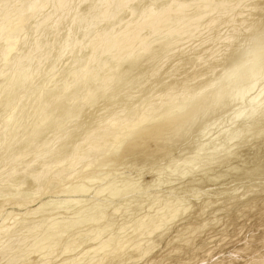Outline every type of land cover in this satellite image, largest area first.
Here are the masks:
<instances>
[{
  "label": "bare ground",
  "instance_id": "6f19581e",
  "mask_svg": "<svg viewBox=\"0 0 264 264\" xmlns=\"http://www.w3.org/2000/svg\"><path fill=\"white\" fill-rule=\"evenodd\" d=\"M3 1H6V0H3ZM13 1V0H12ZM17 1H19V0H17ZM45 1V0H44ZM55 1V0H54ZM58 1V0H57ZM67 1H70V0H67ZM80 1V0H79ZM145 1H147L146 2V4L148 3V1L149 0H91L90 2H85V5H84V9H85V11L83 12V13H81V15H77L78 17H76L75 19H74V23H75V25H76V27L78 26V27H84V29L86 30L83 34H82V43L81 44H83L84 45V42H90V40H91V38H93L92 40H97V39H100L99 37H101V36H99L98 38H95V35L96 36H98V34L100 33H102V32H100V31H102V30H105L106 32L108 31V29H107V27H106V29L105 28H103V29H101L102 28V23L104 22V24H105V26H106V23L108 22H105L107 19L109 20V27L111 28V26H113L112 24H111V18L112 17H114L113 15H115V17H114V20H113V22L115 21V20H117V24L116 25H118V22H120L119 24H122L121 26H120V28L118 27V28H116V30L117 29H120L119 31L117 30V31H115V33H113L110 37H109V39L108 38H106V39H108V40H106V43H105V46H107L106 48H107V53L102 57V59L101 60H99L98 61V63H95L94 65H96V64H99L100 65V68L101 69H99V66H98V69L101 71H103L101 74H100V72L97 70V73H96V70H95V74H94V71L92 70L93 68H91L93 65V63L91 64H89V65H92V66H88V67H86V68H83V69H79V71H76V72H74L73 74H72V77H71V75H70V79L69 80H66V81H64V82H62V88H63V90H61L60 88V91L58 92L57 91V89H56V93H54L53 94V96H52V98H51V94L49 95L48 93V96H50V98H51V101L52 102H50V103H47V101H46V103H47V105L46 106H44V107H46V111H45V114H46V112H49L50 111V104L52 105V103H54V102H56V103H59V102H63V104L64 103H66V101L68 102V106L70 105V108H68V106L66 107L67 108V110H66V108L65 107H61V108H63V111H65L66 110V117H67V115H70L69 113H71V118H74V117H72V115L73 116H80V114L82 113V112H84L85 113V111H84V108L86 107V106H91V105H87V102H88V100H86L87 98L88 99H95L96 100V98H98V99H101V100H106L107 99V97L108 96H110V93H111V95H112V91L115 89V88H117V87H121L122 86V84H123V86L121 87V89H122V91L120 90V88H117V89H119V91H117V89H115L117 92H120V93H124L123 94V96L125 95V96H127L129 93H127V91H128V89H130L131 91H130V93L132 92V91H134L135 89H137V87H140V89H137V90H135L136 91V93L137 92H141V88H143V87H141L142 85H145L146 83H148V85H147V87L148 86H150L151 85V83L150 82H155L156 81V83H161V85H163L166 89V91H164V89H163V91H161V92H163V93H159V92H156V93H159L158 95H157V99L153 96V95H150L149 97L150 98H152V99H154V101H153V103H154V105L157 107V105H159L158 103H160V102H162V100H164V102H163V104H165V108L168 106L167 104H168V102H169V104L171 103V107L170 106H168V107H170V109L169 108H167L166 110H168L169 109V111H167V112H165V113H163L162 111H161V113H162V116L159 118V116H158V114H155V115H152L150 112L152 111L153 112V114L155 113L154 112V110H156V109H154V110H152L151 109V111L149 110L150 109V103H149V106L145 103V101H144V103L147 105H145V104H143V102H141V105L140 104H138L139 106H142L143 107V105L145 106L144 108H147L148 107V110H149V113H146V112H144V113H140V109H138L139 110V112H138V110L137 111H135V109H136V107H138V106H136V105H134V104H137L140 100H141V98H145V97H141L140 98V100L138 99V102H136V103H134L133 102V104H130V105H134V107L133 106H128L127 104H128V102H132L131 100H133L134 101V97H135V92H134V95H131V97H130V94L127 96V97H125L124 98V100L123 101H121L122 103L123 102H125V104H126V107H129L130 109L133 107V110L135 111V112H137L138 113V115L135 117L134 115V117L132 118V115H131V112H133V111H131L130 109H129V111H130V113H127V112H129V111H127V112H125V113H127L125 116H128V114L129 115H131L130 117L132 118H129V120H126L127 118H125V116H123V117H121L120 119H122V121L120 120V119H111L110 117H109V119H111V120H109V121H106V122H104V119H106V114L107 113H109L111 110H112V113H114L116 110L118 111V109L121 111V110H123L122 108L120 109V108H116L115 106L117 105V103H116V105L115 106H113L115 103V101H117V100H113V99H111V102H112V100L114 101L113 103H111L110 102V104H111V106L109 107V109L108 108H106V107H104L103 106V109H101V110H99L98 111V109L96 110V109H94L95 111V114L97 113V118H96V120H94L95 118H94V112H93V114H92V112H90L89 113V117H90V114L91 115H93L90 119L91 120H88L87 122H89V123H86L87 125L89 124L90 125V123L91 122H93V120L95 121V122H97V119H99V115H103L104 116V119H103V123L101 124H99V125H97V123H95V122H93V124L95 125V126H93L92 125V127H90L89 126V128L88 127H85V125H84V123L82 124H79L78 126V128H80V125H83L82 127L83 128H85L86 129V132H85V130L83 131V132H85V134H83V136L81 137L82 139L81 140H79L78 142H76V143H74L75 144V146L74 147H76V149L77 150H79V152H78V155H83V157L85 156V155H87V156H89L88 158L90 159V158H93V157H95V159H90V160H88V158H86V159H84V160H86L87 162H85L84 164H82L81 165V163H83V162H81L83 159H81L82 157L81 156H75L76 157V160H75V163H76V161H79V160H81L80 162H78V164L80 163V171L78 172L77 170H76V172L74 173V175L75 174H77V175H75V176H71V181L72 182H74V184L76 183V182H78V184H79V181H81V180H84V182H86V181H88L89 183L91 182H93V181H95V180H98L99 179V181H100V179L102 178V177H105L108 173V169L107 170H105L104 171V169L105 168H107V167H105V166H107L108 165V162H109V160H107V159H105L104 157L107 155V154H109V152H107V154L106 155H102V156H104L103 158H102V156H101V154H103L102 152L103 151H105V149H106V147H108V145L110 146L111 145V143H112V146H113V143L115 144L114 146H115V149H113V150H115L114 152H116L119 148L121 149V147H123V154H122V157H121V159H123L124 158V156L125 155H128V154H135L136 153V151H143V152H145L146 150L148 151H151L152 153H148L147 152V159H146V162H149L150 163V161H151V163H152V161H158V160H160V158L161 159H165L168 155H170L169 153H171L170 151H169V149H168V147L169 146H167L168 145V143L169 142H171V140H173V138H174V136H176L177 134H179L180 132H186V131H188V130H192L193 131V129H194V125H193V121H194V116H195V114H194V111H196V110H199L200 108H210V106L213 104V103H215L216 101H213L212 102V99L211 98H209V99H204V97L205 96H203V98L201 97V92H200V94L201 95H199V96H197L196 94V91H198V89L194 92V90H195V88H197V87H193V85L195 86V85H199L200 83H199V81L201 80V78L203 79V77H204V75L205 74H207L206 73V71H205V74L203 75L202 73H201V71L200 72H198V75H197V73H194L196 70H194V72H193V74H188V73H190V69L192 68V66H190V65H192L193 63H194V61H196V60H194V59H196V58H194L193 59V57H195V55H196V52H197V50H199L200 48V44H201V46H202V48L201 49H208L207 50V54L209 53L208 51H211V53H209L208 54V57L214 52V56H216L217 55V52L220 50L221 51V53H223V52H225V54L228 52H234V51H229L230 50V48H233V47H235L234 49L236 50L234 53H232V54H236V55H232L231 56V54H230V56L232 57L231 59L229 58V54H226L227 56H228V59H230V61H232V62H230L229 60L226 62V61H222V63H220L221 65L223 64V62H225V64L227 65V63L228 62H230V64H228L229 66L231 65V63L234 65V66H238L239 67V65H240V62H242V60H243V62H245L244 60H245V58H246V54H248L247 53V51H248V49L246 50V46H248V47H250L251 48V46L249 45L250 43H248L247 44V41L246 42H244V40L245 39H248L249 41H251L252 43L251 44H253L252 46H253V51H256V50H264V48H259L260 47V43L261 42H264L263 40H264V37H260L259 38V36H256L257 34L255 33V35H254V33H250V32H252V28H250V24L252 23V21H253V19H255L257 16L259 17V15H257V14H259L260 12L262 13L263 12V10H264V0H231V2L230 1H228L227 2V0H212L211 2H210V0H152V5H150V7H146L145 8V6L144 5H146L145 3H144V7L141 5V4H143V2H145ZM224 1H226L227 3H224ZM233 1V2H232ZM7 3L8 2H10V1H6ZM16 2V1H15ZM23 2H25V3H27V2H29L28 4H27V6L25 7V9L24 10H19V8L18 9H14V11H12L11 9H9V10H11L12 11V13L14 12V15H16V17L15 18H17V20H18V23L16 22V21H14L15 23H17L16 24V26H14V24L13 23H8L7 25H2L1 27H2V29L0 30V53L2 52H4V53H9V52H11L12 51V46H13V44H14V42L18 39L19 40V38L21 37V35L20 34H22L23 33V30H24V26H26V24H27V21H29L30 19H32L33 17L32 16H34V14L35 13H39L41 10H42V5H41V0H28V1H26V0H22V3ZM3 3V2H2ZM7 3H5V5L7 6ZM17 3V2H16ZM21 3V2H20ZM58 3H59V1H58ZM70 3V2H69ZM76 3H78V2H76ZM84 3V2H83ZM87 3V4H86ZM149 3H150V1H149ZM230 3V4H229ZM60 4V3H59ZM64 4V3H63ZM65 4L67 5L68 3L67 2H65ZM127 4H129V5H131V7L129 6V9H131L133 12H134V18H136V20H133V17L130 19V20H126V18H127V16H125L124 14V17L122 16V15H120V14H118V13H115V12H119V9H120V7H124L125 5H127ZM151 4V3H150ZM190 4V6L189 7H187L186 8V6L187 5H189ZM66 5H63L64 7H65V9H68V7H69V4H68V6L66 7ZM73 5V3L70 5V8H71V6ZM81 5V4H80ZM149 5V4H148ZM171 6V7H177L176 9H171V10H167L166 8H167V6ZM186 5V6H185ZM195 5H199L200 7H201V9L204 11V13L206 14L207 13V20H206V18L204 19V18H201V22L200 21H197L198 20V16L197 15H194V16H188L189 15V11L191 10V8H193ZM1 6V5H0ZM11 6V5H10ZM17 6V5H16ZM21 6V5H20ZM181 6H185V7H181ZM4 7V6H3ZM22 7H24V6H22ZM53 7V6H52ZM56 7V6H55ZM59 7V6H58ZM57 7V8H58ZM61 7H62V5H61ZM64 7H62L63 9H64ZM6 8H8V6L6 7ZM61 8V9H62ZM79 8V7H78ZM126 8V7H125ZM23 9V8H22ZM64 9V10H65ZM71 9H73V8H71ZM76 9V8H75ZM121 9H123V8H121ZM0 10H2V7H1V9ZM40 10V11H39ZM54 10H55V8H54ZM58 10V9H57ZM60 10V9H59ZM207 10H209L208 12H207ZM5 11V10H4ZM11 11H10V13H11ZM39 11V12H38ZM63 11V10H62ZM65 11H67V10H65ZM64 11V12H65ZM69 11V10H68ZM124 11V10H123ZM131 11V12H132ZM3 12V11H2ZM6 12V11H5ZM70 12V11H69ZM122 11L120 10V12L119 13H121ZM154 12V13H153ZM160 14H159V13ZM211 12H214V13H216V17H214V14H212L213 15V17L211 16L210 18L211 19H209V17L208 16H210V14H211ZM4 13V12H3ZM8 13H9V11H8ZM8 13H6V14H4V15H6V17H7V14ZM52 13V12H51ZM115 13V14H114ZM122 13H124V12H122ZM126 13V12H125ZM156 13H158L159 15H154V14H156ZM202 13V12H201ZM264 13V12H263ZM262 13V14H263ZM64 14V13H63ZM68 14H70V13H68ZM67 15V14H66ZM117 15V16H116ZM130 15V14H129ZM257 15V16H256ZM261 15V14H260ZM1 16H2V14H1ZM8 16H9V14H8ZM255 16V17H254ZM11 17H13L12 15H11ZM41 17V16H40ZM59 17V16H58ZM126 17V18H125ZM262 15H261V21H263L262 20ZM1 18V17H0ZM128 18H129V16H128ZM40 19V18H39ZM45 19H46V17H45ZM71 19V18H70ZM104 19H106V20H104ZM189 19H193V20H195V21H193V22H190L189 21ZM209 19V20H208ZM257 19V18H256ZM255 19V20H256ZM264 19V18H263ZM60 20V19H59ZM58 20V21H59ZM254 20V21H255ZM259 20V19H258ZM258 20H256L257 22H258ZM1 21V20H0ZM5 21V20H4ZM43 21V20H42ZM131 21L133 22L132 24H131ZM253 21V24L251 25V27L253 26V25H255V23L256 22H254ZM261 21H259V24H261V25H259V26H262V22ZM31 22H32V20H31ZM62 23V22H61ZM60 24V23H59ZM110 24H111V26H110ZM207 25L210 29L209 30H211V28H212V31L210 32L208 29H206L205 28V26H204V30L205 31H207V32H203L202 33V30L203 29H199L200 27H202L203 28V26L202 25ZM36 25V24H35ZM116 25H114V26H116ZM264 25V24H263ZM31 26V25H30ZM104 26V25H103ZM108 26V25H107ZM240 26H241V30L243 29V31L242 32H239V31H241V30H239L240 29ZM75 27V26H74ZM108 27V28H109ZM161 27V30H159L161 33H160V35L161 34H163L162 35V37L160 36V38L158 37V35H157V33L159 32H155V30L157 29V28H160ZM253 27H255V26H253ZM29 28V27H28ZM57 28V27H56ZM113 28V27H112ZM219 28H224L225 30H228L229 29V33H230V30L232 31L233 29H234V31L235 30H237L233 35H227L226 36V32H224V34H225V36H224V34H222L224 37V41H223V38L221 39V41L220 42H216V41H218L220 38H221V36L219 37H217V38H219L218 40L217 39H215L214 38V36L216 35V32H219V31H221V30H224V29H219ZM227 28V29H226ZM249 28V29H248ZM262 28V27H261ZM44 29V28H43ZM45 29H46V27H45ZM76 29V28H75ZM153 29V30H152ZM217 29H218V31H217ZM254 29V28H253ZM263 29V28H262ZM39 30V29H38ZM69 30H70V28H69ZM78 30H79V28H78ZM158 30V29H157ZM156 30V31H157ZM172 30H174V31H176V36H177V38L176 39H170L169 37L167 38V37H165L166 36V34H167V32L169 33L168 34V36L169 35H171L172 33H171V31ZM239 30V31H238ZM249 31V33L247 32V31ZM260 30V29H259ZM35 31H37V29L35 30ZM71 31V30H70ZM164 31V32H163ZM216 31V32H215ZM262 31V30H261ZM264 31V30H263ZM27 32V31H26ZM43 32V31H42ZM80 32H82V31H80ZM104 32V31H103ZM106 32H104V33H106ZM163 32V33H162ZM214 32H215V35L213 36V34H214ZM246 32H247V34H246ZM255 32V31H254ZM256 32H258V28H257V30H256ZM25 33V32H24ZM186 33H187V35H189V36H187V38L190 40V42L188 43V39L186 38L185 39V41L183 40V35L185 34L186 35ZM189 33V34H188ZM222 33V32H221ZM228 33V32H227ZM81 34V33H80ZM159 34V33H158ZM218 34V33H217ZM231 34V33H230ZM174 35V36H175ZM219 35V34H218ZM261 35H264V34H261ZM23 36V35H22ZM44 36V35H43ZM50 36V35H49ZM217 36V35H216ZM215 36V37H216ZM248 36V38H246ZM26 37V36H25ZM102 37H104V36H102ZM158 37V38H157ZM164 37V38H163ZM186 37V36H185ZM251 37V39H249ZM258 37V38H257ZM39 38V37H38ZM163 38V39H162ZM175 38V37H174ZM102 39V38H101ZM159 39V40H158ZM214 39L216 40V41H214ZM263 39V40H262ZM27 40V39H26ZM77 40V39H76ZM105 40V39H104ZM172 40H174V41H172ZM259 40H262V41H259ZM28 41V40H27ZM187 42L188 44H190V45H188L187 43L186 44H184V42ZM223 41V42H222ZM248 41V42H249ZM33 42V41H32ZM39 42V41H38ZM44 42V41H43ZM197 42H200V44L198 45L199 47V49H197V48H193L194 50L195 49H197L196 50V52L191 48L190 49V46L192 45V43L194 44V43H196V44H198ZM37 43V42H36ZM154 43L155 44H157V45H160V47H158V49L160 48H164V49H168V50H166L165 52H170V49H171V51H172V57H177V60H175L177 63H174L175 61H174V59H172L171 58V56H170V54H169V56L167 55V58H166V60H165V58H161L160 56L161 55H163V54H161V52H160V56L159 55H157V53H156V51H155V48H154ZM179 43H183L182 45H185V46H182V45H179ZM214 43H217L218 45H216V44H214ZM244 43H246L247 45H245ZM41 44V43H40ZM43 44V43H42ZM41 44V46H43ZM85 44H87V43H85ZM95 44V43H94ZM96 44H97V42H96ZM196 44H194V45H192V47L194 46H196ZM214 44V45H213ZM245 45V46H243V45ZM24 45V44H23ZM30 45H32V44H30ZM78 45H80V42H78V41H75L74 43L72 42V46L71 47H73V49L74 48H76ZM81 46V47H79V49L80 48H82L83 49V47L84 46ZM93 45V44H92ZM262 45H263V43H262ZM261 45V46H262ZM21 46V45H20ZM47 46V45H46ZM86 46H88V45H86ZM221 46H224V47H226V48H224V47H222L223 49H220L221 48ZM242 46H243V48H242ZM259 46V47H258ZM34 47V46H33ZM36 47L38 48V46L36 45ZM50 47H52V46H50ZM58 47V46H57ZM62 47V46H61ZM68 47V46H67ZM94 47V46H93ZM104 47V46H103ZM197 47V46H196ZM220 47V48H219ZM230 47V48H229ZM244 47H246V48H244ZM263 47H264V45H263ZM18 48V47H17ZM36 48V49H37ZM69 48V47H68ZM100 48V47H99ZM99 48H97L96 47V49H99ZM170 48V49H169ZM34 49H35V47H34ZM35 49V53H36V51L37 50H39L40 51V49L42 50V48H40V49H37L36 50ZM101 49V48H100ZM156 49H157V47H156ZM209 49H211V50H209ZM224 49H227L228 51H222V50H224ZM252 49V48H251ZM17 50V49H16ZM30 50V49H29ZM63 50V49H62ZM70 50V49H69ZM68 50V51H69ZM190 50H192L193 52H195V55L192 53V55H190L191 53L189 52ZM202 50V51H203ZM213 50V51H212ZM32 51H33V49H32ZM78 51V50H77ZM101 51V50H100ZM159 51V50H158ZM161 51V50H160ZM163 51V50H162ZM201 50H199V52H200ZM202 51H201V53H199V52H197V55H198V53H199V55L200 54H202ZM206 51V50H205ZM219 51V52H220ZM251 52H252V50H250ZM15 52V51H14ZM28 52V51H27ZM38 52V51H37ZM74 52V51H73ZM164 52V53H165ZM168 52V53H169ZM215 52H216V54H215ZM257 52V51H256ZM255 52V53H256ZM263 52V51H262ZM261 52V53H262ZM17 53V52H16ZM19 53V52H18ZM97 55L99 54L98 53V50H97ZM167 53V54H168ZM190 53V54H189ZM203 53H204V51H203ZM206 53V52H205ZM204 53V54H205ZM221 53H218L219 55H221ZM254 53V52H253ZM254 53V54H255ZM257 53H259V52H257ZM21 54V53H20ZM37 54V53H36ZM35 54V55H36ZM63 54V53H62ZM224 54V53H223ZM224 54V55H225ZM249 54H250V52H249ZM37 55H39V54H37ZM61 55V54H60ZM165 55V54H164ZM198 55V56H199ZM203 55V54H202ZM219 55H218V57H219ZM223 55V56H224ZM14 56V55H13ZM73 56V55H72ZM79 56V55H78ZM86 56V55H85ZM193 56V57H192ZM198 56H196L197 58H198ZM207 56V55H206ZM212 56L213 55H211V58H212ZM214 56H213V58H214ZM222 55L220 56V58L221 57H223ZM252 56V55H251ZM250 56V57H251ZM254 56V55H253ZM258 56V55H257ZM3 57V56H2ZM17 57H19L18 55H17ZM22 57V56H21ZM24 57V56H23ZM95 57V56H94ZM94 57H93V60H94ZM203 57V56H202ZM208 57H206V59L208 58ZM217 57V56H216ZM20 58V57H19ZM30 58H34V55L33 56H30ZM29 56H28V61H29ZM48 58V57H47ZM87 58V57H86ZM95 58H97V56L95 57ZM168 58H170V59H172V60H170V59H168ZM199 58H200V56H199ZM199 58H198V60H199ZM203 58H205V57H203ZM212 58V59H213ZM218 59V61L219 60H221V59ZM224 58H226V56H224ZM254 58H256V57H254ZM253 58V59H254ZM260 58H263L262 56L260 57ZM40 59V58H39ZM71 59V58H70ZM74 59V58H73ZM84 59H85V57H84ZM98 59V58H97ZM153 59H154V61H157V63L155 64V68L153 69V65L151 66V64H150V66L152 67V70L150 69V68H148V65H149V60H152V62H154L153 61ZM168 59V60H167ZM210 59V57L207 59L209 62H210V67H211V61H212V59H211V61L209 60ZM215 59V61L217 62V60H216V58H214ZM249 59V58H248ZM253 59H251V60H253ZM14 60V59H13ZM34 60V59H33ZM33 60H32V62H33ZM76 60V59H75ZM79 60V59H78ZM81 60H83V59H80V61ZM92 60V61H93ZM174 61L172 64H174V65H172V66H170V67H168V68H166V65L168 64L167 62L168 61ZM197 60V61H198ZM202 60V58L199 60V61H201ZM206 60V61H207ZM227 60V59H226ZM250 60V59H249ZM257 60V59H256ZM258 60H259V57H258ZM261 60V59H260ZM86 61V63H87V59L86 60H84V61H81V62H85ZM167 61V62H166ZM198 61V62H199ZM205 61V59L203 60V62ZM208 61L206 62V65H207V63H208ZM10 62V61H9ZM19 62V61H18ZM29 62H31V59H30V61ZM31 62V63H32ZM41 62V61H40ZM76 62H78L79 63V61H76ZM147 62V64L145 65L144 63H146ZM151 62V63H152ZM166 62V65L164 64ZM198 62H195V64L197 63L198 64V66H199V63ZM213 62V61H212ZM242 62V63H243ZM257 62H259V61H256V63H255V65L256 64H258ZM261 62V61H260ZM15 63V62H14ZM23 63V62H22ZM43 63H44V61H43ZM78 63H77V65H78ZM214 63V62H213ZM212 63V64H213ZM246 63V62H245ZM252 63H253V61H252ZM2 64V63H1ZM17 64V63H16ZM85 64V63H84ZM148 68V69H150L149 71L150 72H148L147 71V69H146V67H144V65ZM154 64V63H153ZM201 64H202V62H201ZM209 64V63H208ZM214 64H216V63H214ZM218 64V63H217ZM217 64L216 65H212V68H215L216 69V67L215 66H217ZM219 64V65H220ZM249 63H246V65H248ZM13 65V64H12ZM21 65V64H20ZM29 65H31L30 63H29ZM32 65H33V63H32ZM31 65V66H32ZM42 65V64H41ZM218 65V66H219ZM220 65V66H221ZM251 65V64H250ZM258 65H260V64H258ZM261 65H263L264 66V64L262 63ZM6 66V65H5ZM17 66V65H16ZM30 66V68H33V69H35L34 67H36L35 65H33L32 67ZM44 66V65H43ZM80 66V65H79ZM81 66H82V63H81ZM191 67L190 69H187L188 67ZM214 66V67H213ZM217 66V67H218ZM219 66V67H220ZM223 66H225L224 64L221 66L222 67V69L221 70H224L223 69ZM228 66V67H229ZM232 66V65H231ZM233 66V67H234ZM242 66H244V65H242ZM249 66V65H248ZM262 66V67H263ZM22 67V66H21ZM38 67H40L39 65H38ZM49 67V66H48ZM185 67H186V69H185ZM194 67V66H193ZM197 67V65L195 66V68ZM204 67H205V65L203 66V70H205L204 69ZM207 68L208 70L209 69H211V68ZM220 67V68H221ZM226 67V66H225ZM227 67V68H228ZM230 68V69H234V68ZM237 67V69H234V71L236 70V71H240V68H238ZM245 67H247V66H245ZM256 67V66H255ZM255 67L252 69L253 71H254V69H255ZM259 67H261V66H259ZM30 68H28V69H30ZM79 68V67H78ZM195 68H193V69H195ZM198 68V67H197ZM200 68V67H199ZM199 68L197 69V71L199 70ZM227 68H225V69H227ZM236 68V67H235ZM247 68H249V67H247ZM257 68V67H256ZM264 68V67H263ZM262 68V69H263ZM11 69V68H10ZM95 69V68H94ZM96 69H97V67H96ZM193 69H192V71H193ZM215 69H214V72H215ZM218 69V68H217ZM239 69V70H238ZM244 70H241V72L243 71H246L245 69L246 68H243ZM259 69V68H258ZM183 70H189V72L187 73V78L186 77H184V76H181V74H183V72H184V74L186 73L185 71H183ZM203 70H202V72H203ZM211 70H213V69H211ZM211 70L209 71V74H210V72H211ZM220 70V69H219ZM220 70V71H221ZM30 71V72H29ZM29 71H22L21 72V70H20V72H19V74H17V77H18V75L20 76V75H24L25 76V74L27 75V76H29V74L31 73V71L32 70H29ZM220 71H218V72H220ZM230 71H232V70H230ZM229 71V69H228V73H230L231 74V72ZM234 71H233V73H234ZM253 71H251V73L253 72ZM9 72V71H8ZM26 72H29V74H27ZM216 72H217V70H216ZM218 72L217 73H215L214 74V76L216 75V74H218ZM224 73H226V71H223ZM255 72V71H254ZM258 71L256 70V72H255V74L257 73ZM260 72L261 73H263V71H261L260 70ZM20 73H22V74H20ZM165 73H167L166 75H168V74H171V73H173V75H175V73H176V75L175 76H177V73H179L178 74V76H181L180 78L178 77H175V78H173V77H171V78H166V79H168V80H163V81H160V80H162V79H164L165 77L164 76H166L165 75ZM200 73V74H199ZM223 73V74H224ZM232 73V75H234ZM247 73H249L248 71H247ZM47 74V73H46ZM196 74V75H195ZM209 74H207V75H209ZM220 74V78H221V75H223V74H221V72L219 73ZM236 75H237V73H235ZM242 74H244V73H242ZM254 74V73H253ZM254 74V75H255ZM42 75V74H41ZM48 75V74H47ZM91 77H90V76ZM100 75H101V77H100ZM172 75V74H171ZM172 75V76H173ZM191 75L193 76V75H195V76H193L192 78H190L191 77ZM201 75H203V77H201ZM211 75H212V73H211ZM239 75H241V73H239ZM253 75V76H254ZM10 76H11V74H10ZM94 76H95V78H97V79H95L94 78ZM128 76H130L129 78H128ZM164 78H163V77ZM170 76V75H169ZM168 76V77H169ZM210 76V75H209ZM218 75H216L215 77H217ZM224 76V75H223ZM235 76V75H234ZM234 76H232V77H234ZM238 76V75H237ZM237 76H235L236 78H237ZM246 76V75H245ZM245 76H244V78H245ZM252 76V75H251ZM252 76V77H253ZM262 76V75H261ZM12 77V76H11ZM16 77V76H15ZM14 77V78H15ZM16 77V79H18ZM36 77V76H35ZM69 77V76H68ZM234 77V78H235ZM243 76L241 75V77H240V79L242 78ZM248 78H252V77H249V76H247ZM255 77V76H254ZM253 77V78H254ZM263 77H264V73H263ZM262 77V78H263ZM20 78V77H19ZM23 78V77H22ZM28 78V77H27ZM40 78V77H39ZM183 78H185V80L187 79H189V81H190V79H192V81H191V83H189V84H191V87H193L194 88V90H192L191 89V87L189 86V87H187L188 85H184V83L182 84L181 83V81H182V79ZM206 78H207V80H208V77L206 76L205 77V80H206ZM210 78V77H209ZM224 78H226L227 79V76H224ZM233 78V79H234ZM236 78H235V80H236ZM243 78V79H244ZM256 78V77H255ZM260 77H258L257 79H259ZM16 79H13V81L14 80H16ZM68 79V78H67ZM211 79L213 80V79H217L218 80V78H212L211 77ZM230 78H228V80H229ZM246 80H244V81H248L247 80V78H245ZM4 80V79H3ZM26 80V78L24 79V81ZM36 80V79H35ZM184 80V81H185ZM186 80V81H187ZM205 80H203L204 82H206ZM210 80V79H209ZM219 80H221V79H219ZM225 80V79H224ZM251 80V79H250ZM249 80V81H250ZM260 80V79H259ZM7 81V80H6ZM13 81H12V83H13ZM17 81V80H16ZM18 81H19V79H18ZM18 81H17V84H18ZM20 81H22V79L20 80ZM28 81H31V78L29 77L28 78ZM185 81V82H186ZM202 81V82H203ZM211 81V80H210ZM209 81V82H210ZM231 81H234V80H232V79H230V83H231ZM239 81V80H238ZM257 81V80H256ZM263 81H264V79H263ZM27 82V81H26ZM25 82V83H26ZM98 82H99V87H96V86H98ZM183 82V81H182ZM188 82V81H187ZM201 82V83H202ZM208 82V81H207ZM214 81H212V82H210V84L211 83H213ZM228 82V81H227ZM227 82L226 83H224V84H227ZM236 82V81H235ZM242 82H243V80H242ZM250 82H252V81H250ZM250 82H248V83H250ZM253 82H255V80H253ZM257 82H259V81H257ZM261 82V81H260ZM260 82H259V84H260ZM10 83V82H9ZM11 83V84H12ZM21 83V82H20ZM22 83H24L23 81H22ZM24 83V84H25ZM29 82H27V84H28ZM50 83V82H49ZM57 83H60L59 85H61V82H57V81H53L52 82V85H57ZM155 83V86H157L158 84H156ZM233 83V82H232ZM16 84V82H15V85H17ZM23 84V85H24ZM117 84H121V85H117ZM150 84V85H149ZM153 84V83H152ZM186 84V83H185ZM206 84V83H205ZM209 84V83H208ZM208 84H207V87H205V89L206 88H208ZM217 84V83H216ZM215 83H214V86L216 85ZM223 84V83H222ZM223 84V85H224ZM244 84V83H243ZM246 84V83H245ZM261 84H262V82H261ZM260 84V85H261ZM264 84V83H263ZM2 85V84H1ZM13 85V84H12ZM20 85V84H19ZM26 85V84H25ZM24 85V86H25ZM29 85V84H28ZM28 85H27V88H28ZM33 85V84H32ZM51 85V86H52ZM59 85L57 86V88L59 87ZM160 85V84H159ZM160 85V86H161ZM201 85V84H200ZM200 85H199V87H200ZM203 85V84H202ZM201 85V87H203ZM242 85V84H241ZM247 85V84H246ZM246 85H244V86H246ZM249 85V84H248ZM251 85V84H250ZM253 86L255 85V87L254 88H258L259 89V87L257 86L256 87V83H253L252 84ZM259 85V86H260ZM11 86V85H10ZM10 86L9 87H5L4 89H11L12 87H14V85L10 88ZM22 86V85H21ZM40 86V85H39ZM50 86V87H51ZM117 86V87H116ZM152 86H154V84L152 85ZM160 86H158L157 88H160ZM209 86H212V84L211 85H209ZM225 86V85H224ZM228 86V85H227ZM237 86V85H236ZM19 87V86H18ZM43 88H44V85L42 86ZM41 87V88H42ZM47 87H48V84H47ZM49 87V88H50ZM146 87V86H145ZM151 87V86H150ZM162 87V86H161ZM200 87V88H201ZM215 87H217V85L215 86ZM218 87H219V85H218ZM222 87V86H221ZM248 87V86H247ZM252 87V86H251ZM251 87H248L250 90H253ZM263 87V88H262ZM262 87H260V88H262V90L261 89H259L260 90V92H262V91H264V86H262ZM23 88V87H22ZM22 88H20L19 87V89L21 90ZM27 88H25L26 90H28ZM32 88V87H31ZM42 88V89H43ZM154 88V87H153ZM156 88V87H155ZM156 88V91H160V90H158ZM213 87H211V89H212ZM225 88V87H224ZM234 88V87H233ZM236 88V87H235ZM242 88V87H241ZM243 88H246V87H243ZM9 89H8V92H10L9 91ZM13 89V88H12ZM24 89V88H23ZM39 89H40V87H39ZM45 89V88H44ZM54 89V88H53ZM52 89V91H54ZM58 89V90H59ZM145 89H147V88H144V90L143 91H145ZM148 89H149V87H148ZM204 88H201L199 91H202ZM209 89H210V87H209ZM210 89V90H211ZM219 89V88H218ZM223 89V88H222ZM226 89V91H227V88H225ZM238 89H240V88H238ZM14 90V89H13ZM17 90V89H16ZM34 90L35 91H38L37 90V88L36 89H34L33 88V91L32 92H34ZM50 90V89H49ZM114 90V91H115ZM192 90V92L193 93H196V94H192L193 96V100L195 101V95L199 98H201V99H204V100H201L200 98V101L198 100V98H196L197 99V102L199 101L200 103L198 104V105H196V104H194V102L192 103V104H190L189 103V101L187 102V104L189 103V105L188 106H186L185 105V107L183 108V109H180V108H178V107H173V105L175 106L178 102V104L177 105H179V107H180V105L181 106H183L182 105V103L183 104H185L184 102H186V100H187V98L189 97V95L188 94H190V91ZM214 90V89H213ZM213 90L212 91H210V92H212L213 93ZM217 90V89H216ZM221 90V89H220ZM230 90V89H229ZM236 90V89H235ZM6 91V90H5ZM4 91V92H5ZM23 91V90H22ZM25 91V90H24ZM23 91V92H24ZM61 91H63V93H64V91L66 92L67 91V94H69L66 98L64 97V99H61L60 97L62 96V92ZM70 91V92H69ZM142 91V92H143ZM148 91V90H147ZM153 91H155V90H152V92ZM206 91V90H205ZM218 91V90H217ZM222 91H224V90H222ZM221 91V92H222ZM233 91V93L235 92L234 91V89L232 90ZM231 91V92H232ZM240 91V90H239ZM243 91H244V89H243ZM242 91V92H243ZM15 93H13L12 91H11V93H7V92H5V93H7L6 95L8 96L9 94H12L13 93V96L12 95H10V96H12L13 98H14V95L15 94H17V92L16 91H14ZM18 92H19V90H18ZM26 92V91H25ZM31 92V93H32ZM39 92V91H38ZM47 92V91H46ZM46 92H45V94H46ZM49 92V91H48ZM55 92V91H54ZM57 92H58V94H57ZM61 92V93H60ZM69 92V93H68ZM95 92V93H94ZM116 92V93H117ZM191 92V93H192ZM210 92H208V95L209 96H211L210 95ZM231 92H228L227 91V94L228 93H231ZM236 92H238V91H236ZM241 92V93H242ZM257 92V94L259 95H261V93H258V91H256ZM27 93H29L28 91H27ZM52 93V92H51ZM114 93V92H113ZM115 93V94H116ZM133 93V92H132ZM143 93H146V92H143ZM151 93V92H150ZM204 93V92H203ZM211 93V94H212ZM248 92L246 91V94L245 95H248L247 94ZM22 94H24L23 96H25V93H22ZM35 94V93H34ZM33 93H32V95H34ZM38 94V93H37ZM47 94H46V97L44 96V93L42 94V93H40V94H38L37 96L39 97V99L41 100L42 99V97L44 98H47ZM65 94V93H64ZM66 94V95H67ZM138 94V93H137ZM140 94V93H139ZM147 94V93H146ZM199 94V93H198ZM216 94V93H215ZM226 94V95H227ZM239 94V93H238ZM243 94V93H242ZM264 93H262V95H263ZM4 95V94H3ZM20 95V94H19ZM31 95V96H32ZM65 95V96H66ZM142 95V94H141ZM148 95H149V92H148ZM147 95V96H148ZM188 95V96H187ZM204 95V94H203ZM206 95H207V93H206ZM232 94H230L229 96H231ZM234 95H235V93H234ZM234 95H233V98L231 97V99H234ZM244 95V94H243ZM250 95H251V93H250ZM249 95V96H250ZM257 95V98H259V97H261V96H258ZM7 96H3V98L4 97H6V99H7ZM26 96H28L27 94H26ZM25 96V98H27ZM72 96V97H71ZM75 96H76V98H75ZM119 96V95H118ZM120 96L122 97V95L120 94ZM137 96V95H136ZM143 96V95H142ZM144 96H146L145 94H144ZM154 98H153V97ZM216 96V95H215ZM253 96V95H252ZM254 96H256V95H254ZM2 97V96H1ZM0 97V98H1ZM11 97V98H12ZM16 97H17V95H16ZM28 97H30V96H28ZM36 97V96H35ZM35 97H34V99H35ZM139 97V96H138ZM190 97H191V95H190ZM189 97V99H191ZM208 97V96H207ZM221 97V96H220ZM224 98L223 99H225V96H223ZM236 97H238V96H236L235 95V98ZM244 97V96H243ZM246 97V96H245ZM248 97V96H247ZM9 98V97H8ZM10 98V99H11ZM12 98V100H15V98L13 99ZM18 98V97H17ZM49 98V99H50ZM109 98V97H108ZM110 98H114V96H111ZM117 97L115 96V98L114 99H116ZM118 98H120V97H118ZM147 98V97H146ZM239 98H240V96H239ZM239 98H237L236 100H238ZM251 98H253V97H251ZM251 98H249L250 100H253V99H251ZM5 99V98H4ZM0 100L1 102L2 101H6V99L5 100ZM20 99V98H19ZM32 99V98H31ZM37 99V98H36ZM122 99V98H121ZM120 99V100H121ZM155 99L157 100V101H155ZM186 99V100H185ZM243 99V98H242ZM242 99L240 100V101H242ZM259 99H261V98H259ZM11 100V101H12ZM22 100H23V97H22ZM21 100V101H22ZM27 100V99H26ZM44 100H47V99H44ZM105 100H104V103L103 104H105ZM110 100V99H109ZM146 101H148L147 99H145ZM158 100H161L160 102L158 101ZM181 100V101H180ZM183 100H184V102H183ZM217 100V99H216ZM227 100V99H226ZM238 100V101H239ZM245 100H246V98H244V100H243V103L245 102ZM258 100V99H257ZM256 100V101H257ZM262 100V99H261ZM16 101V100H15ZM15 101H14V103H15ZM17 101H18V99H17ZM20 101V102H21ZM24 101H25V99H24ZM43 101V100H42ZM57 101H59V102H57ZM91 101V100H90ZM93 101V100H92ZM119 101V100H118ZM117 101V102H118ZM136 101H137V98H136ZM141 101H143V99L141 100ZM149 101H151V99L149 100ZM148 101V102H149ZM232 101H234V100H230V102H232ZM239 101V102H240ZM247 101H248V98H247ZM254 101H255V99H254ZM254 101H251L252 103H251V105L253 104V103H255ZM27 102V101H26ZM32 102H33V100H32ZM36 102V101H35ZM34 102V103H35ZM38 102V101H37ZM39 102H41V101H39ZM38 102V103H39ZM98 102H99V100H98ZM102 102V101H101ZM100 102V103H101ZM107 102H108V100H107ZM152 102V101H151ZM180 102H182L181 104H180ZM192 102V101H191ZM221 102H224V101H221ZM228 102V101H227ZM226 102V103H227ZM229 102V103H230ZM8 103H10V106H11V104H12V102H9L8 101ZM7 103V104H8ZM14 103L12 104V105H14ZM24 103V102H23ZM30 101H29V105H30ZM91 104L93 103H95V102H90ZM99 103V104H100ZM109 103V102H108ZM107 103V104H108ZM121 103V104H122ZM153 103H151V105H153ZM155 103H157V105L155 104ZM232 103H235V101L234 102H232ZM236 103H237V105H238V102L236 101ZM242 102H240V104H241ZM248 104H249V102H247ZM5 104H6V102H5ZM6 104V105H7ZM15 104H18V103H15ZM20 104V103H19ZM45 104V103H44ZM44 104H42V105H44ZM62 104V105H63ZM86 104V106H84ZM92 104V105H93ZM96 104L97 105H99L97 102H96ZM119 104H120V102H119ZM121 104L118 106V107H120L121 106ZM162 104V108L164 109V105ZM217 104H218V102H216L215 103V106L214 107H212V108H217L218 106H217ZM223 104V103H222ZM225 104V103H224ZM239 104V107L241 106ZM256 105H258L259 103H255ZM260 104H261V101H260ZM3 105H4V103H3ZM21 106H22V104H20ZM24 105V104H23ZM29 105H26L28 108H29ZM37 105V104H36ZM42 105H38V106H40L41 108H42ZM61 105V104H60ZM60 105H59V107L58 108H60ZM65 105H67V104H65ZM167 105V106H166ZM196 105V106H195ZM227 105V104H226ZM236 105V106H237ZM244 106H245V103L243 104ZM242 105V106H243ZM250 105V106H251ZM254 105V104H253ZM0 106H2V104H0ZM17 106V105H16ZM32 106L33 107H35V105H33V103H32ZM37 106V107H38ZM53 107L52 108H54V104L52 105ZM95 106V105H94ZM106 106V105H105ZM108 106V105H107ZM122 106H125L124 104L122 105ZM160 107H161V105H159ZM241 106V107H242ZM3 107V106H2ZM5 107V106H4ZM7 107H9V106H7ZM27 107H25L24 109H26ZM31 107V106H30ZM56 107H57V105H56ZM91 107H93V106H91ZM91 107H89V109L91 108ZM98 107V106H97ZM99 107H101L102 108V106L100 105ZM152 108L154 107V106H151ZM156 107H154V108H156ZM160 107H157V110H158V108H160ZM220 107V106H219ZM227 107V106H226ZM252 107H254V106H252ZM258 108H257V110L259 109V105L257 106ZM23 107H21L20 109H22ZM36 108V107H35ZM35 108H34V111H36L35 110ZM60 108V109H61ZM93 108H95V107H93ZM104 108H106V109H104ZM124 108V107H123ZM135 108V109H134ZM141 108V107H140ZM144 108H142V109H144ZM161 108V109H162ZM221 108H222V106H221ZM229 108V107H228ZM238 108V107H237ZM244 108V107H243ZM250 108V107H249ZM249 108H247V109H249ZM255 108V107H254ZM10 109V108H9ZM11 109H12V107H11ZM11 109H10V111H11ZM32 110H33V108H31ZM30 109V110H31ZM37 109V108H36ZM39 109V108H38ZM37 109V110H38ZM43 109V108H42ZM45 109V108H44ZM43 109V110H44ZM65 109V110H64ZM86 109V108H85ZM100 109V108H99ZM116 109V110H115ZM162 109V110H163ZM225 109V108H224ZM17 110V109H16ZM14 111V112H18V110L17 111ZM40 110V109H39ZM38 110V111H39ZM51 110H54V109H51ZM55 110H56V108H55ZM58 110V109H57ZM92 110V109H91ZM144 110H146V109H144ZM236 110V109H235ZM241 110V112H243L242 111V109H240ZM245 110H246V108H245ZM252 110V109H251ZM256 109H255V111H257ZM260 110H262L263 112H264V96H263V101H262V104L260 105V109L258 110V111H260ZM60 112L62 111V110H59ZM114 111V112H113ZM124 111H126V110H124ZM147 111V110H146ZM211 113H213V112H215L213 109H211V110H209ZM209 111L204 115V117L200 120V122H204V123H202V124H205L206 125V123L208 124L209 122H213V120H215V119H217L218 120V113L219 112H216V113H214L213 115L211 114V113H209ZM228 111H230V110H228ZM250 111V110H249ZM249 111H248V113H249ZM255 111H254V113H255ZM258 111L256 112V114L258 113ZM7 112H9V110H7ZM14 112H13V116L16 118V116L18 117V114L16 115V113H15V115H14ZM20 112V111H19ZM22 112V111H21ZM27 112V111H26ZM29 112V111H28ZM32 111H30V113H31ZM41 112V111H40ZM58 112V111H57ZM87 112H89V110H87ZM121 112H123V111H121ZM142 112V111H141ZM199 112V111H198ZM232 112V111H231ZM236 112V111H235ZM237 112H239V111H237ZM236 112V113H237ZM251 113L253 112V111H250ZM261 112V111H260ZM10 113V112H9ZM42 113H43V111H42ZM52 113V112H51ZM51 113L49 114V115H51ZM54 113V112H53ZM119 113V112H118ZM140 113V114H139ZM157 113H160V112H157ZM229 113V112H228ZM227 113V114H228ZM244 113V112H243ZM247 113V112H246ZM245 113V114H246ZM20 114L21 113H19V117H21L22 118V116H20ZM56 114V113H55ZM64 114V113H63ZM136 114V113H135ZM164 114V115H163ZM200 114H202V113H200ZM226 114V115H227ZM240 115L242 114V113H239ZM245 114H242V116L244 115L245 117L247 116V115H245ZM250 114V113H249ZM255 114V115H256ZM4 115H7V114H4ZM10 115V114H9ZM9 115H7V116H9ZM22 115H23V113H22ZM25 115H28V113L27 114H25ZM30 115V114H29ZM37 115L38 114H36V117H37ZM48 115V116H49ZM109 115H112L111 113H109ZM115 115H117V113H115L114 114V116ZM118 115H120V114H118ZM117 115V117H114V116H111L112 118L114 117V118H118L119 116ZM157 115V116H156ZM252 115H254V114H252ZM260 115L262 116V113H260ZM46 116V115H45ZM57 115H55V117H56ZM59 116L61 117V115L59 114ZM64 116V115H63ZM78 116V117H79ZM82 116V115H81ZM86 116H88L87 114H85V117ZM96 116V115H95ZM108 116V115H107ZM122 116V115H121ZM154 116H156V117H158V118H154ZM223 116V115H222ZM222 116L220 117V119L222 118ZM241 116V117H242ZM250 116H251V114H250ZM249 116V117H250ZM257 116H258V114L256 115V116H254V117H256L257 118ZM13 117V118H14ZM25 117V116H24ZM23 117V118H24ZM30 117H32V115L30 116ZM29 117V120H32L34 117H32V119ZM65 117V116H64ZM65 117V118H66ZM68 117H70V116H68ZM68 117L66 118V119H68ZM101 117V116H100ZM237 117H240L239 115L237 116ZM244 117V118H245ZM253 117V118H254ZM6 117H4V119H5ZM9 118V117H8ZM12 118V117H11ZM13 118H12V120H13ZM27 118V117H26ZM26 118H24V120L26 119ZM45 118V117H44ZM46 118H47V116H46ZM57 118V117H56ZM77 118V117H76ZM84 118V117H83ZM103 117H101L100 119H102ZM108 118V117H107ZM229 118V117H228ZM251 118V117H250ZM18 119V118H17ZM16 119V120H17ZM20 119V118H19ZM36 119H38V118H36ZM43 119V118H42ZM42 119L40 120V121H42ZM48 119V118H47ZM58 119H59V117H58ZM66 119H64V120H66ZM70 119V118H69ZM85 119H87V118H85ZM89 119V118H88ZM93 119V120H92ZM99 119V121H101ZM126 121H125V120ZM223 119V118H222ZM252 119V118H251ZM258 119H259V116H258ZM262 119H264V118H261V120ZM22 120V119H21ZM21 120L19 121V122H21ZM44 120V119H43ZM72 119H70V121H71ZM74 120V119H73ZM78 120V119H77ZM107 120V119H106ZM229 120V119H228ZM237 120V119H236ZM260 120V119H259ZM258 120V121H259ZM4 121H6V120H4ZM10 121H11V119H10ZM17 121V122H18ZM37 121V120H36ZM35 121V119H34V122H36ZM39 121V122H40ZM79 121V120H78ZM216 121V120H215ZM215 121H214V123H215ZM238 121H239V119H238ZM7 122V121H6ZM6 122H4V123H2V125L3 124H5ZM13 122V121H12ZM15 122V121H14ZM26 122V121H25ZM25 122H24V124H25ZM45 123H46V121H44ZM63 122V125H64V121H62ZM68 122V121H67ZM76 123V125L78 124L77 123V121H75ZM102 122V121H101ZM197 122V121H196ZM199 122V121H198ZM218 121H216V125L219 123H217ZM226 122V121H225ZM228 122V121H227ZM231 122V121H230ZM243 122V121H242ZM241 122V123H242ZM248 122V121H247ZM250 122H251V120H250ZM249 122V123H250ZM1 123V122H0ZM21 123H23V121L21 122ZM57 123H59V122H57ZM69 123V122H68ZM67 123V124H68ZM72 123V121L69 123V124H71ZM79 123H80V121H79ZM99 123V122H98ZM229 123V122H228ZM245 123V122H244ZM252 123H253V121H252ZM6 124H8V123H6ZM10 124V123H9ZM12 124V123H11ZM14 125H15V123H13ZM20 124V123H19ZM18 124V125H19ZM29 124H31V123H29ZM34 125H35V123H33ZM37 124H40V123H38V121H37ZM42 124H44V123H42ZM41 124V125H42ZM49 124V123H48ZM53 124V123H52ZM66 124V123H65ZM74 124V123H73ZM72 124V125H73ZM92 124V123H91ZM210 124V123H209ZM221 124V123H220ZM237 124V123H236ZM239 124H240V121H239ZM238 124V125H239ZM246 124V123H245ZM255 124H257L256 122H255ZM258 124H259V122H258ZM257 124V125H258ZM263 124V123H262ZM27 125V124H26ZM26 125H24V126H26ZM32 125V124H31ZM33 125V126H34ZM41 125H39L38 127L37 126H35L36 128H33L31 131H34L33 132V134L34 135H31V136H35L37 133L39 134V132L41 133L42 131H40V126ZM51 125V124H50ZM54 125V124H53ZM58 125V124H57ZM59 125H60V123H59ZM62 125V123H61V126H62V129H64V128H66V127H64ZM86 125V126H87ZM237 125V126H238ZM241 125V124H240ZM239 125V126H240ZM257 125L255 126V127H257ZM4 126V125H3ZM2 126V127H3ZM10 125H7L6 127H9ZM16 126V125H15ZM23 126V127H24ZM45 126H46V124H45ZM45 126L43 125L42 126V128L41 129H44L45 128ZM49 126V125H48ZM47 126V127H48ZM66 126V125H65ZM74 126V125H73ZM213 126H214V124H213ZM219 125H217V127H218ZM227 126V125H226ZM232 126V125H231ZM246 126V125H245ZM244 126V127H245ZM249 126V125H248ZM248 126H247V128H248ZM263 126V125H262ZM262 126H260V127H262ZM5 127V126H4ZM6 127H5V130H6ZM20 127H21V132H25L26 130H27V132H28V130L29 129H31V128H26L25 127V131H22V126L20 125ZM29 127H32V126H30L29 125ZM44 127V128H43ZM53 127H57L56 126V124H55V126H53ZM67 127H69V130H67V131H69L70 132V128L72 127V126H68L67 125ZM229 127V126H228ZM251 127V126H250ZM10 128V127H9ZM51 129H53L52 128V126L50 127ZM59 128H60V126H59ZM58 128V129H59ZM77 131H81L83 128H81L80 130H78L77 129V127L75 126L74 127ZM88 128V129H87ZM224 128V127H223ZM233 128V127H232ZM232 128H230V129H232ZM235 128V127H234ZM254 128V127H253ZM258 128V127H257ZM263 128L264 127H262L261 128V130H263ZM8 129V128H7ZM11 129H13V128H11ZM15 129V128H14ZM46 129V128H45ZM51 129H49L50 131H51ZM57 129V128H56ZM56 129H54V131H56ZM57 129V131H59ZM67 129V128H66ZM66 129L64 130V132L66 131ZM72 129L73 128H71V131H72ZM204 129H205V127H204ZM207 129V128H206ZM211 129H213V128H211ZM211 129H209V130H211ZM226 128H224V130H225ZM230 129H228V133H229V130ZM242 129H245V128H242ZM242 129H238V130H242ZM250 128H248V129H246V133H247V130H249ZM255 129L256 128H254V130L253 131H255ZM259 129V128H258ZM2 130V129H1ZM16 130V129H15ZM24 130V129H23ZM61 130V129H60ZM222 130V129H221ZM233 130V129H232ZM231 130V131H232ZM252 130V129H251ZM257 130V129H256ZM260 130V129H259ZM259 130H257V131H259ZM4 131V130H3ZM9 131V130H8ZM7 131V132H8ZM12 131V130H11ZM10 131V132H11ZM17 131V130H16ZM30 130H29V132H31ZM53 131V130H52ZM63 131V130H62ZM66 131V136L68 135V134H70L69 132H67ZM73 131H74V129H73ZM76 131V134H78V135H82L81 134V132H80V134L78 133ZM189 131V132H190ZM202 131V130H201ZM207 131V130H206ZM215 131V130H214ZM219 131V130H218ZM217 130H216V132L217 133H219ZM231 131H230V133H231ZM234 131V130H233ZM256 131V132H257ZM6 131H4V133H5ZM13 132V131H12ZM15 132V131H14ZM13 132V133H14ZM18 132H20L19 130H18ZM18 132H17V138H18V136H19V134H18ZM28 132V133H29ZM46 132V131H45ZM61 132V131H60ZM59 132V133H60ZM203 132H205V130L203 131ZM211 132H213V131H211ZM226 132V135L228 134ZM236 132V131H235ZM242 132V131H241ZM250 132H252V131H248V133H250ZM264 132V131H263ZM262 132V133H263ZM4 133L2 134V133H0L1 134V136H3L4 135ZM9 133V132H8ZM7 133V134H8ZM27 133V134H28ZM32 133V132H31ZM58 133V134H59ZM68 133V134H67ZM202 133V132H201ZM215 132H213V134H214ZM223 133V132H222ZM229 133V134H230ZM248 133L245 135V133H241L242 134V136L244 137H246V136H248ZM11 134V133H10ZM26 134V133H25ZM30 134V133H29ZM37 134V135H38ZM54 134V133H53ZM61 134H62V132H61ZM61 134H60V137H62L61 136ZM73 134V133H72ZM72 134H71V138H72ZM188 134V133H187ZM203 135L205 134V133H202ZM201 134V135H202ZM210 134V133H209ZM208 133H207V137H208V135H209ZM220 134H221V132H220ZM237 134L239 135L240 134V132H238V133H236V136H237ZM241 134L239 135V136H241ZM252 134H258V133H250V135H252ZM12 135V134H11ZM8 135L10 138L11 137H13L14 135ZM21 135H23V134H21ZM42 135V134H41ZM40 135V136H41ZM55 136L57 135V134H54ZM63 135V137H65L64 136V134H62ZM232 135H233V133H232ZM232 135L230 134L229 136H231L232 137ZM234 135H235V133H234ZM233 135V138L235 139V137L236 136H234ZM249 135V136H250ZM260 135H261V133L258 135L259 137H260ZM262 135H264V134H262ZM261 135V137L260 138H262L263 136ZM5 136V135H4ZM25 136V138H28V137H30L29 135L28 136H26V135H24ZM24 136H21V137H23L24 138ZM39 136V135H38ZM44 137H46V136H48V135H43ZM73 136H75V135H73ZM199 136H200V133H199ZM205 136V137H206ZM215 136H216V134H215ZM217 136H218V134H217ZM216 136V137H217ZM222 136V135H221ZM228 136V135H227ZM241 136V137H242ZM248 136V137H249ZM254 137V139H256V137H258L257 135H253ZM256 136V137H255ZM6 137H7V135H6ZM14 137H16V136H14ZM37 137V136H36ZM35 137V138H36ZM42 137V136H41ZM60 137H59V140L57 139V141L56 142H58V141H63V140H60ZM61 138V139H64V138ZM70 136H67V138L68 139H70L69 138ZM210 137V136H209ZM219 137V136H218ZM223 137V136H222ZM225 137V136H224ZM230 137V138H231ZM243 137H242V139H241V141L242 140H246V139H243ZM252 137V136H251ZM4 138V139H3ZM10 138H6V139H10ZM31 138V137H30ZM35 138H33V139H35ZM43 138V137H42ZM47 138H49V137H47ZM47 138H45V139H47ZM56 138H58L57 136H56ZM66 137H65V141H66V139H67ZM75 138V137H74ZM73 138V139H74ZM77 138L78 139H80V137H78L77 136ZM201 138V137H200ZM247 138V137H246ZM253 138L251 139V138H249L250 140H252L253 141ZM260 138H259V140H260ZM0 139L2 140V141H4L5 143L8 141V140H6L5 139V137H0ZM14 139V138H13ZM16 139V138H15ZM19 139H20V137H19ZM18 139V140H19ZM50 139H53V140H55V138H53V136H52V138H49V140ZM214 139V137L212 138L211 137V140H213ZM218 139H220V138H218ZM217 138H216V141H215V143H217L219 140H218ZM228 139V138H227ZM236 139H238V138H236ZM264 139V138H263ZM6 140V141H5ZM43 140V139H42ZM49 140H47V141H49ZM70 140H72V139H70ZM70 140H67L66 141V143H68L69 144V142H70ZM160 140H162V141H160ZM203 139H201V141H202ZM218 140V141H217ZM221 140H224V138L222 139L221 138ZM231 140V139H230ZM249 140V141H250ZM26 141V139L24 140V141H22V142H25ZM28 141H33L32 139L31 140H29L28 139ZM35 141H37L38 142V140H35ZM47 141H44L43 142V144H42V141L40 140V144H42L41 146H43L44 144H45V146L48 144L47 143ZM69 141V142H68ZM73 141H77L76 139L75 140H73ZM73 141H71V144L70 145H72V143H73ZM231 141H233V140H231ZM231 141L229 142L228 140H227V142H229V144L231 143ZM236 141V140H235ZM234 141V142H235ZM247 141H248V139H247ZM248 141V142H249ZM255 141H257V140H255ZM255 141H253V142H255ZM10 142H14V140H10L9 141V143ZM21 142V143H22ZM50 143H52L51 142V140L49 141ZM56 142L54 141V143L56 144ZM162 142V143H161ZM173 142V141H172ZM196 142V141H195ZM200 142V141H199ZM206 142V141H205ZM207 142H210V140L209 141H207ZM206 142V143H207ZM213 141H211V143H212ZM221 142V141H220ZM223 142V141H222ZM226 142V141H225ZM233 142V143H234ZM238 142H240V141H237L236 142V144L238 143ZM243 142V141H242ZM246 142V141H245ZM244 142V143H245ZM258 142V141H257ZM8 143V149L11 151V148L9 147V144ZM16 144H17V140H16V142H15ZM20 142L18 141V144L17 145H20L19 144ZM28 143V142H27ZM30 143V142H29ZM28 143V144H29ZM36 143V142H35ZM34 143V144H35ZM47 143V144H46ZM144 143V144H143ZM214 142L212 143L213 144V146H215L216 144H215ZM232 143V144H233ZM12 144H14V143H12ZM23 144H25V143H22L21 145H23ZM33 144V143H32ZM55 144H53V146L55 145ZM60 145L61 144V142L59 143H57L55 146H57V145ZM63 144V143H62ZM61 144V145H62ZM77 144V145H76ZM194 144V143H193ZM225 144V143H224ZM224 144H222V145H219L218 147H223V146H225ZM229 144H227V147H229L228 145ZM235 144V143H234ZM243 144V143H242ZM241 144V145H242ZM249 144V143H248ZM256 144V143H255ZM258 144H260V145H258L257 147H255V148H258L259 146L261 147V142L260 143H258ZM264 144V143H263ZM0 145L2 146V144H1V141H0ZM5 145H7V144H5ZM38 146H40L39 144H37ZM36 144H35V146H37ZM49 145V144H48ZM189 145V144H188ZM191 145H192V143H191ZM201 145V144H200ZM202 145L204 146V143H202ZM239 145V144H238ZM238 145H236V147L238 146ZM247 145V144H246ZM253 144H252V142H251V146H252ZM0 146V147H1ZM26 146H27V144H26ZM32 146H34V145H32ZM38 146H37V149H38ZM41 146H40V148H41ZM50 146H52V145H49V146H47L49 149H50ZM53 146H52V149H53ZM54 146V147H55ZM212 146V145H211ZM211 146H209L210 148H211ZM242 146H244V145H242ZM248 146V145H247ZM2 147H4V146H2ZM1 147V148H2ZM13 147H15V146H13ZM18 147V146H17ZM21 147V146H20ZM23 147V146H22ZM29 147V146H28ZM58 148H60V146H57ZM68 148V146H65V143H64V145L60 148L61 149V151L58 149V148H56L55 147V149L57 150H59L58 152V154H60V155H57L56 156V152H53L52 151V149H51V151L55 154V155H53V153H52V155L53 156H55L54 158H53V160L51 159V162L50 163H52V161H54L53 163L54 164H56V162H59V163H61L62 161H61V158H62V156L64 155V154H67V152L68 153H70V151L72 150V149H69V151L67 150V148ZM70 147H72V146H70ZM188 147V146H187ZM193 147V146H192ZM207 148V149H210V148ZM226 147V148H227ZM232 147H234V146H232ZM250 147V146H249ZM0 148V149H1ZM5 148H6V146H5ZM24 148V147H23ZM46 148V147H45ZM44 148V149H45ZM47 148V149H48ZM109 148V147H108ZM107 148V150L109 151V149ZM113 148V147H112ZM190 148V147H189ZM205 149H206V147H204ZM203 148V149H204ZM214 148V147H213ZM211 149L212 150V152L214 151V153L215 152H218L219 153V151H220V149L218 148V151L216 150H214V149ZM224 148V147H223ZM230 148H231V145H230ZM238 148H239V146H238ZM242 148V147H241ZM247 148V147H246ZM245 148V149H246ZM3 149V148H2ZM13 149V148H12ZM15 149H16V147H15ZM20 149V148H19ZM30 149H31V147H30ZM36 149V147H35V151L37 150ZM152 149V150H151ZM188 149V148H187ZM196 149V148H195ZM198 149H200L199 147H198ZM217 149V148H216ZM228 149V148H227ZM240 149V148H239ZM243 149V148H242ZM248 149V148H247ZM254 149V148H253ZM7 150V149H6ZM17 150V149H16ZM16 150H14L15 152H16ZM23 149H21V152L23 153V151H22ZM25 150H26V148H25ZM28 150V149H27ZM26 150V151H27ZM33 150V149H32ZM31 150V151H32ZM54 150V149H53ZM73 150H74V148H73ZM72 150V151H73ZM106 150V151H107ZM112 150V149H111ZM160 150V151H159ZM181 150V149H180ZM191 150H193V149H191ZM201 150V149H200ZM211 150H206V151H211ZM221 150H222V148H221ZM226 150V149H225ZM225 150H223V154L221 153L219 156H217V154H216V156L218 157H216V156H213L212 157V155L211 154H213L212 152H211V154H210V156L212 157V158H214V157H216L217 159H219V160H223V159H225L228 155H227V153H226V151ZM231 150H233V148L231 149ZM231 150H228V151H231ZM241 150V149H240ZM252 150V149H251ZM4 151V150H3ZM8 151V150H7ZM19 151V150H18ZM34 151V150H33ZM42 151H43V149H42ZM45 151V150H44ZM44 151H43V154H44ZM49 151V150H48ZM47 150H46V154L47 153H50L51 151H49L48 152ZM161 152L160 154H159V152ZM196 151V152H195ZM194 151V154H188V153H183V152H181V154H180V156L179 157H177V158H172V159H170V162L172 163V164H178L179 165V163H182L183 164V160H186V159H189V158H196V154L195 153H197L198 152V150H195ZM205 151V152H206ZM237 151V150H236ZM9 152V151H8ZM25 152V151H24ZM28 152V155H29V151H27ZM38 152V151H37ZM40 152H41V150H40ZM39 152V153H40ZM85 152V153H84ZM111 152V151H110ZM113 152V153H114ZM180 152V151H179ZM200 152H202L203 153V151L201 150ZM251 152V151H250ZM261 152V151H260ZM20 153V152H19ZM36 153V152H35ZM146 153V152H145ZM145 153H143V154H145ZM199 153V152H198ZM209 152H207V154H208ZM230 153V152H229ZM232 153V152H231ZM239 154L241 153L240 151L238 152ZM253 153V152H252ZM258 153H259V151H258ZM263 153V152H262ZM0 154H2V153H0ZM12 154V153H11ZM10 154V155H11ZM18 154V153H17ZM31 154H33V152L31 153ZM30 154V155H31ZM45 154V155H46ZM71 154V153H70ZM69 154V155H70ZM72 154H76V153H72ZM85 154V155H84ZM104 154H105V152H104ZM112 153H110V155H111ZM116 153H114V155H115ZM150 154V155H149ZM151 154H156V155H151ZM161 154H163V156L162 157H159L158 155H161ZM165 154V155H164ZM200 154V153H199ZM206 154V155H207ZM234 153H232V155H233ZM238 154V155H239ZM242 154V153H241ZM240 154V155H241ZM256 154H257V152H256ZM255 154V155H256ZM4 155V154H3ZM9 155V154H8ZM9 155V156H10ZM16 154H14V155H12L13 157L15 156ZM19 155L20 154H18V157H19ZM35 155V154H34ZM37 155H38V153H37ZM37 155H35V156H37ZM44 155V157H46ZM51 155V154H50ZM68 155V156H69ZM117 155H118V153H117ZM139 155V154H138ZM196 155V156H195ZM205 155V154H204ZM214 155V154H213ZM232 155H229V156H232ZM235 155V154H234ZM236 155H237V153H236ZM239 155V156H240ZM258 155V154H257ZM256 155V156H257ZM4 156H6V155H4ZM34 156V157H35ZM49 155H47V157H48ZM53 156H51V157H53ZM67 156V157H68ZM70 156H72V155H70ZM108 156V155H107ZM106 156V157H107ZM113 156V155H112ZM156 156V157H155ZM199 156V155H198ZM209 156V158L211 159V157ZM228 156V157H229ZM243 156H244V153H243ZM241 157V158H244V157ZM25 156L23 155V157L21 156L20 158H19V160L14 164V165H16L17 166V168H18V166L20 165V166H22V163H20V162H24L23 160L25 159L24 158ZM26 157H27V155H26ZM33 156H32V158H33V162H34V159H36V161L38 160V157H40V159H41V157L43 158V156H42V153H41V156H37L36 158H34ZM63 157H65V156H63ZM66 157V158H67ZM135 157V156H134ZM134 157H132V158H134ZM157 157H159V158H157ZM255 157V156H254ZM253 157V158H254ZM1 158H2V156H1ZM5 158V157H4ZM3 158V159H4ZM8 158V160H10V158L9 157H7ZM7 158H5V159H7ZM12 158V157H11ZM31 158V157H30ZM71 158H74V157H71ZM119 158V157H118ZM156 158V159H155ZM198 158H202V157H198ZM206 158H208V156L206 157ZM235 158V157H234ZM237 158H238V156H237ZM258 158H259V156H258ZM2 159V160H3ZM4 159V160H5ZM29 159V158H28ZM44 159V162H46V160H45V158H43ZM48 159V158H47ZM49 159H50V156H49ZM64 158H62V160H63ZM113 159V158H112ZM230 159V158H229ZM233 159V158H232ZM256 159V158H255ZM1 160V159H0ZM1 160V161H2ZM7 160V161H8ZM31 160V159H30ZM29 160V161H30ZM65 160V159H64ZM124 160H125V158H124ZM133 160V159H132ZM197 159H195V161H196ZM209 160V159H208ZM213 160V159H212ZM218 160V161H219ZM257 160V159H256ZM261 160V159H260ZM7 161H4V162H6V163H8ZM11 161V160H10ZM14 161V160H13ZM28 161V162H29ZM49 160H47V162H48ZM129 161V160H128ZM134 161V160H133ZM132 161V162H133ZM143 161H145V159L143 160ZM192 161V160H191ZM205 161V160H204ZM216 161V160H215ZM226 161V160H225ZM248 161V160H247ZM3 162V161H2ZM3 162V164H5L6 165V163H4ZM27 162V161H26ZM31 162V161H30ZM38 162H41V161H37V165L39 164ZM43 162V161H42ZM115 162V161H114ZM114 162H112V163H114ZM127 162V161H126ZM132 162L130 161V162H127V164H132ZM141 162V161H140ZM187 162V161H186ZM189 162V161H188ZM197 162V161H196ZM208 162V161H207ZM210 162H212L211 164L213 165V161H210ZM217 162V161H216ZM228 162H230V161H228ZM249 162V161H248ZM11 163H13V162H10V164ZM36 163V162H35ZM49 163V164H50ZM52 163V164H53ZM74 163V164H75ZM111 163V162H110ZM137 163V162H136ZM166 163V162H165ZM193 163H195L194 162V159H193ZM192 163V164H193ZM206 163V162H205ZM209 163V162H208ZM207 163V164H208ZM220 163V162H219ZM225 163V162H224ZM233 162H231V164H232ZM2 164V165H3ZM9 163L6 165V168H7V166H9L10 165ZM19 164V165H18ZM24 164V163H23ZM28 164V163H27ZM42 164H44V163H41V165ZM58 164V163H57ZM125 164V163H124ZM123 164V161L122 162H119V165H124ZM135 164V163H134ZM188 164V163H187ZM187 164H184V165H187ZM191 164V163H190ZM227 164V163H226ZM14 165H10V166H13V168H15L14 167ZM25 166H26V163L24 164ZM30 165V164H29ZM31 165L35 168V166L31 163ZM140 165V164H139ZM168 164H166L165 166H167ZM175 165V166H176ZM197 165V164H196ZM198 165H200V164H198ZM210 165V164H209ZM219 166H221V164H218ZM224 165V164H223ZM235 165H237V164H235ZM20 166H19V169H21V168H23V166L20 168ZM31 166V167H32ZM39 167H40V165H38ZM43 166V165H42ZM46 166H48V163H47V165ZM52 166V165H51ZM54 166V165H53ZM52 166V167H53ZM143 166H145L144 164H143ZM165 166H163V167H165ZM172 165H170V167H171ZM192 166H194L195 167V165L193 164ZM204 166V165H203ZM218 166V167H219ZM225 166V165H224ZM1 167V166H0ZM3 167H4V165H3ZM29 167V166H28ZM50 167V166H49ZM136 167V166H135ZM162 167V166H161ZM160 167V168H161ZM178 167V166H177ZM183 167V166H182ZM187 167V166H186ZM190 167H191V165H190ZM205 167V166H204ZM215 167V166H214ZM231 167H232V165H231ZM241 167H243V166H241ZM2 168V167H1ZM5 168V167H4ZM5 168V169H6ZM10 168V170H11V167H9ZM17 168H16V172H17ZM38 167L36 166V169H37ZM51 168V167H50ZM50 168H48V169H50ZM77 168H79V167H77ZM119 168V167H118ZM124 168V167H123ZM136 168H139V167H136ZM141 168H143V167H141ZM140 168V169H141ZM168 168V167H167ZM167 168H166V170H167ZM173 168V167H172ZM176 168V167H175ZM193 168V167H192ZM191 168V169H192ZM196 168V167H195ZM200 168H201V166H200ZM209 168H211V167H208V169ZM216 168V167H215ZM230 168V167H229ZM4 169V170H5ZM8 169V168H7ZM24 169V168H23ZM29 169H30V167H29ZM33 169V168H32ZM39 170L40 169H43V168H38ZM63 169H64V167H63ZM62 169V170H63ZM68 170H69V168H67ZM122 169V168H121ZM135 169V168H134ZM162 169V168H161ZM171 169V168H170ZM177 170L178 169H180V168H176ZM189 169V168H188ZM199 169V168H198ZM205 169V168H204ZM206 169H207V167H206ZM245 169V168H244ZM250 169V168H249ZM264 169V168H263ZM0 170H2V169H0ZM3 170V171H4ZM26 170V169H25ZM28 170V169H27ZM55 170H56V168H55ZM172 170H174V169H172ZM210 170V169H209ZM227 170V169H226ZM7 171V170H6ZM9 171V170H8ZM13 171H14V169H13ZM13 171H10L11 173L13 172ZM20 171V170H19ZM28 171H30V170H28ZM32 171V170H31ZM36 171V170H35ZM43 171V170H42ZM46 171H47V169H46ZM65 172H66V170H64ZM75 170L73 169V172H74ZM168 171V170H167ZM176 171V170H175ZM174 171V172H175ZM192 171H194V170H191L190 172H192ZM242 171V170H241ZM15 172V171H14ZM22 172H23V170H22ZM21 171H20V173H22ZM39 172V171H38ZM41 172V171H40ZM43 172H45V168H44V171ZM43 172H41V173H43ZM49 172V171H48ZM48 172H47V174L46 175H48ZM57 174H56V176L58 175V169H57ZM56 172H53V173H56ZM69 172V171H68ZM72 172V171H71ZM71 172L70 173H64L66 176H69V174H71ZM78 172V173H77ZM124 172V171H123ZM164 172V171H163ZM170 172V171H169ZM168 172V173H169ZM172 172V171H171ZM185 172H186V168H185ZM184 172V173H185ZM264 172V171H263ZM10 173V174H11ZM25 173H26V175H28L27 173L28 172H23L22 174L23 175H25ZM30 173V172H29ZM46 173V172H45ZM45 173H43L44 175H45ZM61 173L63 174V172L61 171V168H60V175H61ZM161 173V172H160ZM159 173V174H160ZM167 173V172H166ZM183 173V174H184ZM187 173V172H186ZM205 173V172H204ZM7 174V173H6ZM5 174V175H6ZM15 174V173H14ZM22 174H21V180L23 179L22 178ZM39 174V173H38ZM42 174V175H43ZM112 174V173H111ZM111 174H109V175H111ZM156 174V173H155ZM165 174V173H164ZM188 174H189V172H188ZM193 173H190V175H192ZM0 175H2V173L0 174ZM4 175V174H3ZM2 175V176H3ZM12 175H13V173H12ZM16 176H17V174H15ZM15 175H13V176H15ZM20 175V174H19ZM33 175V174H32ZM42 175L40 174V176H41V178L43 179V177H42ZM43 175V176H44ZM50 175V174H49ZM48 175V176H49ZM52 175H54L55 176V174H52V172H51V176ZM60 175H59V177H60ZM130 175V174H129ZM128 175V176H129ZM161 175H162V173H161ZM220 175V174H219ZM248 175V174H247ZM262 175V174H261ZM8 176H9V173H8ZM7 176V177H8ZM15 176V177H16ZM34 176V175H33ZM33 176H30V177H33ZM39 175L38 176H36L35 175V177H37L36 179H38L39 177H40ZM50 176V179H48L49 177H47V181H45L46 183L50 180V182H51V180L53 179L52 177ZM56 176H55V179H54V181H58V182H55V183H57V185L59 186V184L58 183H61V181H62V185L64 184L63 183V180L61 179L62 178V176L59 178V179H61V180H57L58 178H56ZM157 176V175H156ZM160 176V175H159ZM178 176V175H177ZM6 177V176H5ZM6 177V178H7ZM19 177V176H18ZM25 177V176H24ZM28 177V176H27ZM45 177V179H46V176H44ZM158 177V176H157ZM165 177V176H164ZM168 177H169V175H168ZM216 177H217V175H216ZM216 177H214V178H216ZM261 177V176H260ZM2 178V177H1ZM0 178V179H1ZM9 178V177H8ZM34 178V177H33ZM41 178L40 179H38L37 181H39V180H41ZM52 178V179H51ZM66 178H68V177H66ZM65 178V179H66ZM109 178V177H108ZM160 178V177H159ZM167 178V177H166ZM11 179V178H10ZM19 179H20V177H19ZM24 179H26V178H24ZM35 178H34V181L36 180ZM86 179V180H85ZM103 179V178H102ZM105 179V178H104ZM109 179H111V178H109ZM135 179V178H134ZM155 179H157L156 177H152V180L151 181H153V180H155ZM218 179V178H217ZM260 179V178H259ZM262 179V178H261ZM4 180H5V178H4ZM3 179H2V181L3 182H5ZM7 181H10V180H8V179H6ZM15 180H17V178L16 179H14L13 181H15ZM32 180V179H31ZM30 180V181H31ZM136 180V179H135ZM163 180V179H162ZM162 180H161V182H162ZM164 180H165V178H164ZM170 181H171V179H169ZM168 180V181H169ZM175 180V179H174ZM215 180V179H214ZM263 180V179H262ZM261 180V181H262ZM12 181V180H11ZM12 181V182H13ZM36 181V182H37ZM42 181L43 180H41L40 181V183L41 184H43L42 183ZM43 181V182H44ZM66 181H68V180H66ZM99 181H97V182H99ZM112 181V180H111ZM110 181V182H111ZM261 181H259V182H261ZM1 182V181H0ZM27 182V181H26ZM36 182L34 183V185L36 184ZM53 182V181H52ZM96 182V183H97ZM109 182V181H108ZM127 182V181H126ZM160 182V183H161ZM258 182V183H259ZM23 183H25V182H23ZM29 183V180H28V182H27V184ZM39 183V184H40ZM65 183H67V182H65ZM87 183V182H86ZM112 183V182H111ZM110 183V184H111ZM139 183V182H138ZM147 183V182H146ZM150 183V182H149ZM152 183H154V182H152ZM159 183V184H160ZM163 183H165V182H163ZM163 183H161V184H163ZM192 183V182H191ZM197 183V182H196ZM232 183V182H231ZM236 183V182H235ZM263 183V182H262ZM2 184V183H1ZM6 184H8V183H6ZM9 184H10V182H9ZM25 185V186H28V185H30V184H28V185ZM38 184V183H37ZM36 184V185H37ZM47 184H50V183H47ZM46 184V185H47ZM93 184V183H92ZM92 184H90V185H92ZM101 184V183H100ZM155 184H156V182H155ZM4 185H5V183H4ZM21 185V184H20ZM33 185V184H32ZM32 185H30V186H32ZM34 185H33V188H34ZM53 185H54V183H53ZM53 185H50L51 186V188H52V186ZM56 185V186H57ZM61 185V184H60ZM67 185H71L70 184V182H69V184H67ZM67 185L66 186H64V187H67ZM75 185H77V184H75ZM74 185V186H75ZM83 185H85V184H83ZM117 185V184H116ZM130 185H132L131 183H130ZM129 185V186H130ZM133 185L134 186H136V184L135 183H133ZM132 185V186H133ZM138 185V184H137ZM141 184H139V186H140ZM150 185V184H149ZM157 185V184H156ZM249 185V184H248ZM250 185H251V183H250ZM1 186V185H0ZM7 186H10V185H7ZM17 186V185H16ZM24 186V187H25ZM49 185L47 186L48 188L50 187ZM55 186V185H54ZM73 186V184H72V187H74ZM79 186V187H78ZM106 186H108L107 184H106ZM125 186V185H124ZM127 186H128V184L126 185V191H127ZM143 186V185H142ZM146 186V185H145ZM255 185H252V186H250L249 188L250 189H253L254 188V190H255V187L256 186H258V184L254 187ZM29 187V186H28ZM27 187V188H28ZM36 187V186H35ZM38 187H40V186H38ZM41 187H43L44 188V186L42 185ZM84 187V186H83ZM103 187V186H102ZM150 187V186H149ZM172 187V186H171ZM245 187V186H244ZM252 187V188H251ZM259 187H260V185H259ZM263 187V186H262ZM2 188V187H1ZM6 188V187H5ZM4 188V189H5ZM11 188H12V186H11ZM21 188V187H20ZM26 188V187H25ZM24 188V190H26ZM33 188H29V189H33ZM54 188V187H53ZM63 188V187H62ZM61 187L59 188V190L60 189H62ZM69 189H70V187H68ZM90 187H84V188H80V185H77V186H75L74 187V189L72 188V191H70V193L71 192H74V194H77L76 192H89L88 191V189H89ZM121 188H123V187H121ZM143 188V187H142ZM148 188V187H147ZM206 188V187H205ZM212 188V187H211ZM210 188V189H211ZM215 187H213V189H214ZM261 188V187H260ZM260 188H258V189H260ZM6 189H8V187L6 188ZM28 189V190H29ZM37 189V188H36ZM36 189H34V191H36ZM46 188H44V189H41L40 188V190L41 191H43V190H45ZM58 189V188H57ZM64 189V188H63ZM65 189H67V188H65ZM68 189V190H69ZM128 189H130L129 187H128ZM133 189V188H132ZM173 189V188H172ZM175 189V188H174ZM198 189V188H197ZM197 189H196V191H197ZM216 189V188H215ZM221 189V188H220ZM219 189V190H220ZM236 189V188H235ZM238 189V188H237ZM0 190H2V189H0ZM9 190V189H8ZM13 190V189H12ZM18 190V189H17ZM23 190V191H24ZM71 190V189H70ZM91 190V189H90ZM184 190H185V188H184ZM188 189H186V191H187ZM193 190H195V189H193ZM241 190L243 191L244 190V188H241ZM240 190V191H241ZM247 190H248V188H247ZM3 191V190H2ZM10 191H11V189H10ZM16 191V190H15ZM19 191H21L20 189H19ZM39 191V190H38ZM46 191V190H45ZM56 191V190H55ZM61 191V190H60ZM64 191H66L67 192V190H64ZM64 191L62 192V193H64ZM107 192L108 191V193H109V195H110V198H111V196H114L116 193H117V195H118V193L120 192L119 191V189H118V192H117V187L116 186H109V187H105V189H100V190H98V192H99V195H100V193H104V192ZM135 191V190H134ZM142 191V190H141ZM140 191V192H141ZM190 191V190H189ZM195 191V192H196ZM204 191V190H203ZM207 191H209V188H208V190ZM256 191H258V190H256ZM6 192V191H5ZM12 192V191H11ZM10 192V193H11ZM44 192V191H43ZM52 192V191H51ZM129 193H130V191H128ZM139 192V191H138ZM170 192V191H169ZM172 192H173V190H172ZM191 192H193L192 190H191ZM202 192V191H201ZM211 192H213V191H211ZM216 192V191H215ZM215 192H214V194H215ZM221 192V191H220ZM226 192H228V190L226 191ZM232 193H233V190L231 191ZM237 192H238V190H237ZM0 193H1V191H0ZM8 193V192H7ZM9 193V194H10ZM29 193H30V190H29ZM32 193V192H31ZM34 194H35V192H33ZM37 193V192H36ZM40 193H42V192H40ZM44 193H46V192H44ZM50 193V192H49ZM53 193V192H52ZM61 193V194H62ZM69 193V192H68ZM176 193L177 192H175V195H176ZM178 193H179V191H178ZM207 192H205V194H206ZM222 193V192H221ZM220 193V194H221ZM223 193H225L224 191H223ZM229 193V192H228ZM244 193V192H243ZM242 193V194H243ZM251 193L252 194H254V195H251V196H249L250 194L249 193H244L242 196H235L236 195V193H234L233 194V196H234V198H232V199H230V200H227V201H221V202H215L216 200H217V198L218 197H216V198H213V197H215L214 195H211L212 196V198H213V200L215 199V201H210L209 199L211 198H209L208 200H207V198H206V202L205 201H202L201 199H200V202H197L198 200H196V201H191V202H189L188 203V200H187V204H185V205H182L181 203V205L182 206H179V207H175L176 205L175 204H173V203H171V204H173L171 207H168V206H170V202H171V200H170V198H169V200H170V202H169V205L167 206V204L165 203V206H167L168 208H159L158 206V208L156 209L157 211H155V208L153 207V206H155L153 203V211H155V214H152V213H150L151 211H152V208H151V210H149V211H147L146 213H145V211L146 210H148L149 209V204H148V202H146L147 204L146 205H148L149 207H148V209H146L144 212L143 211H141V210H143L142 209V207L141 206H143V205H141V206H139V207H141L140 208V210L139 211H141V215L139 216V215H137L138 217L137 218H135V219H132V220H129V217H127L128 218V220H129V222H126L125 224H120L122 227H121V230L119 229V231H121L117 236H115V234H114V236H111V237H109L110 235H111V232H110V235H108V237L109 238H105V239H102V237H103V234H104V232L103 233H101V231H103L102 229H98V232L97 233H95V234H91L92 236H89V238L87 239V240H83L84 238L82 237V236H80L79 234V236L80 237H82V238H78L77 237V235H76V237L74 236H72V238H69L68 240H66L65 242V244H64V247H63V250L65 251V252H70V250H71V253H72V250H76L75 252H74V255H72V257L70 258H64V260L62 259L61 261H56V260H54L53 259V261H55L56 263L55 264H264V189L263 188H261V190H259V192L258 193H253V190L251 191ZM3 194V193H2ZM12 194V193H11ZM20 194H21V192H20ZM20 194H12L11 196H7V197H5L4 196V198H7L5 201H1V202H4L3 204H2V206H0V209H2V211H3V208H4V206H7V205H12V204H18V203H20V202H23L24 204H26V203H29L32 199V197H34V196H32V195H30V197L31 198H29V197H21L20 196ZM24 194V193H23ZM54 194V193H53ZM57 194V193H56ZM60 194V193H59ZM64 194H66V193H64ZM63 194V195H64ZM73 194V195H74ZM84 194V193H83ZM96 194V193H95ZM120 194V193H119ZM126 194H128V193H126ZM161 194V193H160ZM159 194V195H160ZM165 193H163L162 195H164ZM167 194H169V193H167ZM170 194H172V193H170ZM169 194V195H170ZM180 194V193H179ZM186 194V193H185ZM185 194H184V196H185ZM212 194V193H211ZM227 194V193H226ZM249 194V195H248ZM1 195V194H0ZM5 195H6V193H5ZM27 195V194H26ZM38 195V194H37ZM40 195V194H39ZM67 195V194H66ZM81 195V194H80ZM96 195H98V194H96ZM102 195V194H101ZM125 195V194H124ZM154 195V194H153ZM152 195V196H153ZM194 195V194H193ZM200 195V194H199ZM202 195H204V194H202ZM232 194H230V195H228V196H231ZM61 196V195H60ZM65 196V195H64ZM68 196V195H67ZM75 196V195H74ZM143 196V195H142ZM158 196V195H157ZM184 196H182V197H184ZM188 196V195H187ZM186 196V197H187ZM190 196L192 197V194L190 193ZM190 196H188L189 198L188 199H190ZM205 196V195H204ZM208 196V195H207ZM209 196H210V194H209ZM217 196V195H216ZM233 196H231V197H233ZM36 198L38 197V196H35ZM117 196H114L113 198H116ZM131 197V196H130ZM160 197H162V196H159V198ZM168 197V196H167ZM173 197H174V193H173ZM186 197H184V198H186ZM197 197V196H196ZM219 197H221V196H219ZM227 197V196H226ZM35 198V199H36ZM100 198V197H99ZM126 198V197H125ZM139 198V197H138ZM148 198H150V197H148ZM147 198V199H148ZM152 198V197H151ZM157 198V197H156ZM163 198V197H162ZM161 198V199H162ZM176 198H178V196L176 197ZM180 198H181V196H180ZM193 198H195L194 196H193ZM192 198V199H193ZM203 198H205V197H203ZM211 198V199H212ZM221 198H223V197H221ZM225 198V197H224ZM2 199V198H1ZM66 198H64V200H65ZM71 199V198H70ZM77 199V198H76ZM102 199V198H101ZM100 199V200H101ZM131 199V198H130ZM155 199V198H154ZM191 199V200H192ZM227 199V198H226ZM229 199V198H228ZM73 200V199H72ZM77 200H79V199H77ZM81 200V199H80ZM108 200V199H107ZM123 200V199H122ZM125 200V199H124ZM134 200V199H133ZM141 200V199H140ZM146 200V199H145ZM158 200H160V199H158ZM176 201H177V199H175ZM179 200V199H178ZM205 200V199H204ZM34 201V200H33ZM82 201V200H81ZM114 201V200H113ZM130 201V200H129ZM148 201V200H147ZM152 202H153V200H151ZM179 201H183V199L182 200H179ZM178 201V202H179ZM202 201V202H201ZM0 202V203H1ZM72 201H70V203H71ZM75 202V201H74ZM90 202V201H89ZM92 202V201H91ZM110 202V201H109ZM121 202H123V201H121ZM144 202V201H143ZM156 202V201H155ZM163 202V200L161 201V203ZM172 202H175V201H173L172 200ZM177 202V203H178ZM22 203V204H23ZM31 203V202H30ZM50 203H51V201L49 202V203H45L44 204V206L43 207H46V206H49L50 205ZM57 203V202H56ZM61 202H58V204H60ZM63 203V202H62ZM69 203V204H70ZM76 203H77V201H76ZM76 203H74V204H76ZM83 204H84V202H82ZM81 203V204H82ZM96 203V202H95ZM124 203H126V202H124ZM137 203V202H136ZM140 203H142V202H140ZM158 203V202H157ZM176 203V202H175ZM176 203V204H177ZM52 204V203H51ZM67 204H68V201H67ZM79 204V203H78ZM98 204V203H97ZM108 204V203H107ZM112 204L113 203H111L110 204V206H112ZM133 204V203H132ZM184 204V203H183ZM15 205V206H16ZM20 205H21V203H20ZM27 205V204H26ZM53 205H54V202H53V204H52V211H50L49 209H47L48 210V213H49V211L50 212H53V209L54 208H56V207H58V205H56V207H53ZM63 205H64V203H63ZM105 205V204H104ZM116 205V204H115ZM117 205H119V203H117ZM122 205V204H121ZM125 205V204H124ZM127 205H128V203H127ZM139 205V204H138ZM151 205V204H150ZM159 205H160V203H159ZM164 205V204H163ZM162 205V206H163ZM175 205V206H174ZM18 206H19V204H18ZM89 206H90V204H89ZM92 206H93V204H92ZM130 206H133V205H131L130 204ZM130 206H129V209H130ZM135 206V205H134ZM174 206V207H173ZM1 207H3V208H1ZM50 207H51V205H50ZM49 207V208H50ZM59 207H61V206H59ZM65 207V206H64ZM95 207H96V205H95ZM108 207H109V205H108ZM119 207H121L122 208V206H119ZM144 207V206H143ZM145 207H147V206H145ZM41 208V207H40ZM79 208H82L81 206L79 207ZM123 208H124V206H123ZM132 208V207H131ZM134 208V207H133ZM5 209V208H4ZM20 209V208H19ZM38 209L39 208H36V209H34V210H30V209H27V210H29L28 211V213L30 212L31 214L33 213V215H36L35 213L36 212H38V215H39V213L42 211V210H40V212L38 211ZM42 209V208H41ZM60 209V211H61V209L62 208H59ZM65 209H66V207H65ZM69 207H68V211H69ZM77 209V211H78V208H76ZM82 209H84V208H82ZM81 209V210H82ZM90 209H92V208H90ZM89 209V212H91V210ZM93 209H94V207H93ZM93 209H92V211H93ZM99 209V208H98ZM103 209V208H102ZM106 208H104L103 210H94V211H96L95 213V215H96V218L95 217H93L95 220L93 221V222H91L92 224H96V225H98V227L101 225V223L100 222H102V221H104L105 219H107L108 218V216L110 217V216H112L113 214H109V213H107V212H105V211H107V209L105 210ZM114 209V208H113ZM119 209V208H118ZM7 210V209H6ZM56 210H57V208H56ZM56 210L54 209V211L56 212ZM133 210V209H132ZM15 211V210H14ZM80 211V210H79ZM86 211V210H85ZM88 211V210H87ZM113 211V210H112ZM125 211H127L128 212V210H126L125 209ZM131 211V210H130ZM5 212V211H4ZM42 212H45V210H43ZM67 212V211H66ZM84 212V211H83ZM83 212H82V214H83ZM89 212H87V213H89ZM109 212V211H108ZM113 212H117V211H113ZM124 212V211H123ZM133 212V211H132ZM131 212V213H132ZM136 212H137V210L135 211V214H136ZM143 212V213H142ZM12 213V212H11ZM16 213V212H15ZM26 213V212H25ZM56 213H59V212H56ZM79 213V212H78ZM81 213V212H80ZM87 213H85L86 215H87ZM94 213V212H93ZM119 213H122L121 212V210H120V212ZM126 213V212H125ZM134 213V212H133ZM154 213V212H153ZM13 214V213H12ZM24 214V213H23ZM44 214V213H43ZM42 214V215H43ZM47 214V213H46ZM73 214H76L75 212L73 213ZM84 214V215H85ZM127 214V213H126ZM125 214V215H126ZM28 215V214H27ZM27 215H25V217L27 216ZM38 215H37V217H38ZM45 215V214H44ZM62 215V214H61ZM64 215V214H63ZM81 215V214H80ZM79 215V216H80ZM83 215V216H84ZM94 215V216H95ZM117 215V214H116ZM119 215V214H118ZM123 215V214H122ZM129 216H131L130 214H128ZM128 215H126V216H128ZM134 215V214H133ZM40 216V215H39ZM55 216V215H54ZM54 216H53V218H54ZM78 216V215H77ZM77 216H75V218L77 217ZM90 216V215H89ZM93 216V215H92ZM114 216V215H113ZM136 215H134V217H135ZM25 217H23L24 218V223H20L19 222V224L22 226V224H24V226H26V230H28L29 231V229L27 228L28 226H32V229L34 228L33 226H34V224L36 225V227L38 228V226L40 227L42 224H44V222H45V220H47L46 222L48 223V219L46 218H44L45 220H43V219H41V220H32L33 218L32 217H34V216H32V217H30L29 215L27 216V218L28 217H30V218H32L31 220H25ZM36 217V216H35ZM42 217V216H41ZM44 217V216H43ZM59 217H60V213H59ZM115 217V216H114ZM11 218V217H10ZM15 218H16V216H15ZM18 218V217H17ZM26 218V219H27ZM57 218V217H56ZM72 218H74L73 216H72ZM78 218H80V217H78ZM82 218H85V217H82ZM111 218H113V217H110V219ZM119 218H120V215H119ZM29 219V218H28ZM51 219H52V216H51ZM86 219H88V218H86ZM109 219V218H108ZM123 219V218H122ZM13 220V219H12ZM56 220V219H55ZM54 220V221H55ZM61 220V219H60ZM74 220V219H73ZM72 220V221H73ZM76 220V219H75ZM84 220V219H83ZM90 221H91V219H89ZM114 220V219H113ZM115 220H117V221H119L118 220V218H116ZM126 221H127V219H125ZM15 221V220H14ZM23 221H21V222H23ZM54 221H49L50 223L51 222H54ZM70 221H71V219H70ZM79 221H80V219H79ZM116 221V222H117ZM124 221V220H123ZM4 222V221H3ZM58 223H59V220L57 221ZM56 222V224L54 223L53 225L54 226H56V225H58V223ZM67 222H69V221H67ZM66 222V223H67ZM86 222V221H85ZM110 222V221H109ZM63 223V222H62ZM82 223V221H80L79 223H77V222H70V223H68V224H62V226H59V228L58 229H60L59 231L56 229V231L53 229L54 228V226L52 225L51 226V224L49 225V226H51L52 227V230H54L55 231V233L53 234V235H50L49 233H50V231H52L51 230V227H50V231H49V233H47L48 234V236L49 237H47V238H44V240H43V238H41L42 239V241H38L37 242V240L35 241L34 240V237H32V239L31 240H34L35 242L34 243H37V244H35V245H33V246H35V250H37V252L36 253H38V257H44L45 259H46V256H51L52 254H54L55 256H56V252L58 251L57 249H56V247L58 246V247H60V244H61V241L63 240L62 239V237H61V235H63L62 233L65 231H68L69 232V230H71V229H74V228H78V227H80V224ZM87 223V222H86ZM97 223H99V224H97ZM104 223V222H103ZM121 223H124V222H122L121 221ZM46 224V223H45ZM45 224H44V226H45ZM84 222L82 223V226L84 227ZM88 224H89V221H88ZM105 224V223H104ZM109 224V223H108ZM111 224H112V222H111ZM110 224V225H111ZM114 224V223H113ZM119 224V223H118ZM9 225V224H8ZM105 225H107V224H105ZM110 225H107V231L109 230V228L110 227H108V226H110ZM6 226V225H5ZM13 226H15V223L13 224ZM12 225H11V230H12V228H14ZM16 226H17V222H16ZM21 226H19V227H21ZM22 227L21 229H23V228H25V227ZM48 226V227H49ZM89 226V225H88ZM92 226V225H91ZM112 226H114V225H112ZM112 226H111V228H112ZM36 227H35V229H36ZM101 227V226H100ZM104 227V226H103ZM115 227H116V225H115ZM1 229H3V227H0ZM8 228V227H7ZM17 228V227H16ZM30 228V227H29ZM85 228V227H84ZM89 228V227H88ZM91 228V227H90ZM96 228V230H97V227H95ZM95 228H92L93 229V231H95ZM111 228H110V230H111ZM114 228V227H113ZM9 229V228H8ZM43 229V228H42ZM46 229H47V226H46ZM45 228H44V232H45V230H46ZM49 229V228H48ZM82 229V228H81ZM92 229H89V230H92ZM106 229L104 228V230H105V233L107 232L106 231ZM117 229V228H116ZM10 230V229H9ZM9 230H8V232H9ZM11 230H10V232H11ZM19 230V229H18ZM24 230V229H23ZM37 230V229H36ZM40 230V229H39ZM77 230V229H76ZM75 230V231H76ZM87 230V229H86ZM113 230V229H112ZM20 231V230H19ZM18 231V232H19ZM22 231V230H21ZM30 231H34V229L33 230H30ZM38 231V230H37ZM85 231V230H84ZM114 231H115V229H114ZM117 231V232H116ZM115 232L116 233H118V230H116ZM5 232H7V230L5 231ZM14 232H15V229H14ZM17 232V231H16ZM46 232H47V230H46ZM45 232V233H46ZM71 232V231H70ZM74 232V231H73ZM72 232V233H73ZM83 232V231H82ZM87 232V231H86ZM84 233V234H87V233ZM96 232V231H95ZM113 232V231H112ZM3 234H4V232H2ZM12 233H13V231H12ZM29 233V232H28ZM30 233H34V232H30ZM37 234H38V232H36ZM35 233V234H36ZM71 233V234H72ZM76 233V232H75ZM89 233H93L92 231L91 232H89ZM124 233V234H123ZM2 234V235H3ZM8 234V233H7ZM22 234V233H21ZM36 234V236H38ZM39 234H41V233H39ZM44 234V233H43ZM52 234V233H51ZM74 234V233H73ZM113 234V233H112ZM27 235H29V234H27ZM66 235H67V232H66ZM89 235V234H88ZM106 236H107V234H105ZM104 235V236H105ZM1 236V235H0ZM5 236V235H4ZM20 236V235H19ZM21 236H23V235H21ZM35 236V235H34ZM42 236V235H41ZM40 236V237H41ZM46 236V235H45ZM70 235H68V237H69ZM84 236V235H83ZM25 237H28V236H26L25 235ZM30 237V236H29ZM40 237H39V239H40ZM71 237V236H70ZM13 238V237H12ZM11 238V239H12ZM15 238H17V237H15ZM15 238H13L12 240L10 239L5 245H1L2 246V249H1V251H0V262H1V259L3 258V257H6V255L7 254H9V253H11L13 250H14V248L17 246V241L15 240ZM23 238H24V236H23ZM31 238V237H30ZM30 238L28 239V238H26V240L28 239V241H30ZM66 238H67V236H66ZM6 239V238H5ZM17 239H20V241L21 240H23V239H21V238H17ZM38 239V238H37ZM1 237H0V242H1ZM25 239L23 240V241H21L22 242V244H25V241H26ZM27 241V242H28ZM92 241H95V242H92ZM4 242V241H3ZM21 242H18V247H19V245H21L20 243ZM89 242V243H88ZM29 243V242H28ZM33 243V242H32ZM27 244V243H26ZM62 244H63V242H62ZM61 244V245H62ZM33 246H31V248L33 247ZM18 247L17 248H15V249H18ZM36 247H37V249H36ZM20 248V247H19ZM24 248V247H23ZM25 248H26V246H25ZM30 248V247H29ZM28 248V249H29ZM80 248V249H79ZM27 249V248H26ZM57 251H56V250ZM78 249V250H77ZM24 250V249H23ZM16 251H18V250H16ZM22 251V250H21ZM20 251V252H21ZM29 251H31V249H29ZM29 251H26L27 253L29 252ZM34 251V250H33ZM32 251V252H33ZM63 251V252H64ZM14 252H15V250H14ZM19 252V251H18ZM23 253H24V258L26 257L27 258V256H25V251H22ZM55 252V253H54ZM62 251H61V253H63ZM23 253H21L22 255H23ZM34 253V252H33ZM59 253H60V251H59ZM11 254H13V253H11ZM15 254V253H14ZM21 254H20V256H21ZM29 255H30V253H28ZM35 254V253H34ZM67 254H69V253H67ZM17 255V254H16ZM15 255V256H16ZM18 255H19V253H18ZM35 255H37V254H35ZM53 255V256H54ZM62 255V254H61ZM34 256V255H33ZM63 256V255H62ZM67 256V255H66ZM18 258H19V256H17ZM21 257H23V256H21ZM31 257V256H30ZM37 257V256H36ZM52 257V256H51ZM50 257V258H51ZM58 257V258H57ZM56 257V259H58L59 260V258L61 257H59V256H57ZM68 257V256H67ZM13 258V257H12ZM11 258V260L13 261V259ZM16 258V257H15ZM18 258H17V262L18 261H20V259H21V261H23L24 259L23 258H20L19 260H18ZM28 258H29V256H28ZM42 258H40V259H42ZM43 258V259H44ZM63 258V257H62ZM4 259V258H3ZM32 259V258H31ZM30 259V260H31ZM34 259V258H33ZM32 259V260H33ZM38 259V258H37ZM44 259V260H45ZM10 260V259H9ZM10 260V261H11ZM31 260V261H32ZM47 260V259H46ZM45 260V261H46ZM48 260H49V258H48ZM47 260V261H48ZM51 260V259H50ZM11 261V262H12ZM15 261V259H14V263L16 262ZM28 261V260H27ZM10 262V263H11ZM37 262V261H36ZM9 263V264H10ZM20 263V262H19ZM24 263H25V261H24ZM26 263H28V262H26ZM29 263H30V261H29ZM43 263H45V262H43ZM53 263V262H52ZM4 264V263H3ZM11 264H13V263H11ZM15 264H17V263H15ZM21 264H22V262H21ZM39 264H41V263H39ZM46 264V263H45Z\"/></svg>",
  "mask_w": 264,
  "mask_h": 264
},
{
  "label": "rangeland",
  "instance_id": "374dc122",
  "mask_svg": "<svg viewBox=\"0 0 264 264\" xmlns=\"http://www.w3.org/2000/svg\"><path fill=\"white\" fill-rule=\"evenodd\" d=\"M6 1H10V2H6ZM6 1H3V0H0V9H1V7H2V10H0V30L2 29V25L4 26V25H7L8 23L10 24V23H13L14 24V26H16V24L18 23V20H17V18H15L16 17V15H14V12L12 13V11H14V9H18L19 8V10H24L25 9V7L27 6V4L29 3V2H27V3H25V2H23L22 3V0H19V1H17V0H6ZM17 3H16V2ZM24 1V0H23ZM26 1H28V0H26ZM58 1H59V3H58ZM41 0V5L43 6L42 7V10L39 12V13H35L34 14V16H32L33 18L32 19H30L29 21H27V24H26V26H24V30H23V33L22 34H20L21 35V37L19 38V40L17 39L15 42H14V44H13V46H12V51L11 52H9V53H0V100L2 99H6V97H4L3 98V96L5 95V96H7L6 94L7 93H11V91L13 92V93H15L14 91H16L17 92V94H15L14 95V98H15V100H12V96H13V93L12 94H9L8 96H7V99H6V101H0V104H2V106H0V133H4V131H6L5 133H4V135L3 136H1V134H0V137H5V139L6 138H10L8 135H14V136H16V137H11L10 139H6V140H8L6 143L4 142V141H2L1 139H0V141H1V144H2V146H4V147H2L1 145V147L3 148H1L0 149V153H2V154H0V159L2 160L4 157L5 158H7V157H9L10 158V160H8V158L7 159H3L2 161L4 162V161H7L9 164H10V162H13V163H11L12 165H14L18 160H19V158L22 156L23 157V155L25 156L24 158V162H20V163H22V166H23V168H21L22 166H20L19 164V166H20V168L21 169H19V166H18V168H17V166L16 165H14V167L15 168H13V166H7V168H6V165L8 164V163H6V162H4V163H6V165L5 164H3V162L0 160V166L2 167H0V169H2V170H0V174L2 173V175H0V189H2V190H0L1 191V195H0V202L1 201H5L8 197L7 196H11L12 194H20V192H21V194H20V196L22 197H29V198H31L32 196H38L37 198L34 196V197H32L31 199V203L29 202V203H26V204H24L23 202H20L21 203V205H20V203H18L19 204V206H18V204L16 205V204H12V205H7V206H4V208L3 207H1V208H3V211H2V209H0V227H3V229H1L0 228V237H1V242H0V251H1V249H2V246L3 245H5L12 237L13 238H15V237H19V238H21V239H25L26 240V238H30V241H28V239L25 241V244H22V242L21 241H23V240H21L20 241V239H17V238H15V240L17 241V246L15 247V248H17L18 247V242H21L20 244L21 245H19V247H18V249H15L14 248V250H15V252H14V250L11 252V253H13V254H11V253H9V254H7L6 255V257H3L2 259H1V262H0V264H9L12 260H11V258L13 259V261L11 262V263H13V264H15V263H17V264H21V262H22V264H39V263H41V264H55L56 262L55 261H53V259L54 260H56V261H61L62 259L64 260V258H69L70 256L72 257V255H74V252L76 251V250H72V253H71V250H70V252L68 251V252H65L64 250H63V247H64V244L66 243L65 241L66 240H68L69 238H72V236L74 235L75 237H76V235H77V237L78 238H82L83 240H87L88 238H89V236H92L93 234H95V233H97L98 232V229L100 228V229H102L103 231H101V233H103L104 232V234H103V237H102V239H107V238H109V237H111V236H114V234H115V236H117L122 230H121V225L120 224H125L126 222H129V220H132V219H135V218H137L138 216L137 215H141V211H145L146 209H148V207H149V209L148 210H146L145 211V213L147 212V211H149V210H151V208H152V211L150 212V213H152V214H155V211H157L156 209L159 207H165V208H168V207H171L173 204H175L174 206L175 207H179V206H182V205H185V204H187V200H188V203L189 202H191V201H196V200H198L197 202H200V199L202 200V201H207L210 197L212 198V196L211 195H214L215 197H213V198H216V197H218L217 198V200L215 201V199L213 200V198L211 199H209L210 201H215V202H221V201H227V200H230V199H232V198H234V196H233V194L234 193H236V195L235 196H242L244 193H249L248 195L249 196H251V195H254V194H252L251 193V191L253 190V193H258L259 192V190H261V188H263L264 189V135H262V134H264V128H263V130H261V128L262 127H264V119H262L261 120V118H264V112L262 111V110H260V111H258L259 109H260V105L262 104V101H263V96H264V94L262 95V93H264V91H262V92H260V90L259 89H261L262 90V86H264V81H263V79H264V77H263V73H264V66L263 65H261L262 63L264 64V50H256L257 52H259V53H257L256 51H253L254 49H253V44H251L252 42L251 41H249L248 39H245L244 40V42H246L247 41V44L248 43H250L249 45L251 46V48L250 47H248V46H246V47H244V48H246V50L248 49V51H247V53L248 54H246V58H245V62L246 63H249L248 65H246V63L245 62H243V60H242V62H240V65H239V67L238 66H234L232 63H231V65L229 66L228 64H230V62H232V61H230V59L232 58L231 56L233 55H236V54H232V53H234L236 50L234 49L235 47H233V48H230V50L229 51H234V52H227L226 54H229L228 56H229V58L230 59H228V56L225 54V52H223V53H221V51L219 52H217V57L216 56H214V52L211 54V55H213L214 56V58H216V60H217V62L215 61V59L213 58V56H212V58H211V55L209 56L210 57V61H211V59H212V61L214 62V63H218L217 64V66L220 64V63H222V61H230V62H228L227 63V65L225 64V62H223V64L226 66H223V69L224 70H221L222 69V65L219 67H217V66H215L216 67V69L215 68H212V65H216V64H214L212 61H211V67H210V62L207 60L209 57H208V54L209 53H211V51H208L209 53L207 54V50L208 49H201L202 48V46H201V44H200V42H197L198 44H196V43H194V44H196V46L194 47H192V45H194L193 43H192V45L190 46V49L192 48H197V49H199V50H203L204 51V53H203V51H202V54H200L199 55V53H201V51L199 52V50H197V49H193L195 52H196V50H197V52H199L198 53V55L200 56V58H199V56L197 55V52H196V55H195V52H193L192 50H190L189 52L191 53H189L190 55H192V53L195 55V57H193V59L194 58H196V59H194V60H196V61H194V63L192 64V65H190V66H192V68L189 66L187 69H190V73H188L189 72V70H183V71H185L186 73L184 74V72H183V74H181V76H184V77H186L187 78V73L188 74H193V72H194V70H196L194 73H197V75H198V72H200L201 71V73L203 74H205V71H206V73L207 74H209V71L211 70V69H213V70H211V72H210V76L209 75H207V74H203L204 75V77H203V75H201V77H203V79L201 78V80L199 81V83L203 86V87H201V85H200V87L201 88H204L202 91H199L201 88L199 87V85L197 84V85H193V87L195 88V87H197V88H195V90H194V88L193 87H191V81H192V79H190V81H189V79L186 81L185 80V78H183L182 79V81H181V83L183 84L184 83V85L186 86V85H188L187 87H191V89L192 90H194V92L198 89V91H196V93H193L192 92V90L190 91V94H188L189 95V97H190V95H191V99H189V97L187 98V100H186V102H184V100H183V102L185 103V104H183L182 102H180V104L182 103V105L183 106H181L180 105V107H179V105H173V107H178V108H180V109H183L184 107H185V105L186 106H188L189 105V103L190 104H192L193 102H194V104H196V105H198L200 102V99L197 97V96H199V95H201V97L203 98V96H205L204 97V99H209V98H211L212 99V102L213 101H216V102H218V104H217V108L215 107V108H212V107H214L215 106V103H213L211 106H210V108L208 109L207 107L206 108H200L199 110H196V111H194V114H195V116H194V123H193V125L195 126L194 127V129H193V131L191 130H188V131H186V132H180L179 134H177L176 136H174V138H173V140H171V142H169L168 143V145L167 146H169L168 147V149H169V151L171 152V153H169L170 155H168L165 159H161L160 158V160H158V161H152V163H151V161H150V163L149 162H146V159H147V152L148 153H152L151 151H145V152H143V151H136V153L134 154H128V155H125L124 156V158H125V160H124V158L123 159H121V157H122V154H123V147H121V149L119 148L116 152H114L115 150H113V149H115V144L113 143V146H112V143H111V145L109 146L108 145V147H106V149H105V151H103L102 153L103 154H101V156L102 155H106L107 154V152H109V154H107L105 157L104 156H102V158L104 157L105 159H107V160H109V162H108V165L107 166H105V167H107V168H105L104 169V171L105 170H107L108 172V174L105 176V177H102L101 179H100V181H99V179L98 180H95V181H93L92 183L90 182H88V181H86V182H84V180H81V181H79V184H78V182H76L75 184H77V185H80V188H84V187H90L89 189H88V191L89 192H76L77 194H74V192H71L70 193V191H72V188L74 189V187L75 186H77V185H75L74 184V182H72L71 181V176H75V175H77V174H75L74 175V173L76 172V170L79 172L80 171V163L78 164V162H80L81 160H79V161H76V163H75V160H76V157L75 156H81V155H78V152H79V150H77L76 149V147H74L75 146V144L74 143H76V142H78L79 140H81L82 138V136H83V134H85V132H86V129L85 128H83L84 126L83 125H80V128H78L79 126V124H83L84 123V125H85V127H88L89 128V126L90 127H92V125L93 126H95L94 124L95 123H97V125H99L100 123L102 124L103 123V119H104V116L103 115H99V119L101 118V117H103L102 119H100L101 121H99V119H97V122H95L94 120H96V118H97V113L95 114V110L94 109H98V111L99 110H101V109H103V106L104 107H106V108H108L109 109V107L111 106V104H110V102H111V99H113V100H117V101H113L112 100V102L111 103H113L114 105L113 106H115L116 105V103H117V105L115 106L117 109L118 108H122L123 110H121V111H123V112H121L119 109H118V111L116 110L114 113H112V110L109 112V113H111L112 115H109V113H107L106 114V119H104V122H106V121H109V120H115V119H120L121 117H123V116H125L127 113H130V111H129V107L130 106H133L134 107V105H136V106H138V107H136V109H135V111H137L138 109H140L141 111H140V113H144V112H146V113H149V110L151 111V109L152 110H154V109H156V110H154V114H153V112L151 111L150 113L152 114V115H155V114H158V116H159V118L162 116V113H161V111L163 112V113H165V112H167V111H169V109H170V107H171V103L169 104V102H168V106H170V107H168L167 105V107L165 108V104H163V102H164V100H162V102H160L161 100H158L160 103H158L159 105H161V107L159 106V105H157V103H155L156 105H157V107H160V108H158V110H157V107L154 105V103H153V101H154V99H152V98H150L151 96L150 95H153L155 98L157 97V95L161 92V91H163V89H164V91H166L167 89L163 86V85H161V83H156V81L155 82H150L151 83V87L150 86H148L149 87V89H148V87H147V85H148V83H146L145 85H142L141 87H143V88H141V92L139 91V92H137L136 93V91L135 90H137V89H140V87H137V89H135L134 91H132L131 93H130V89H128V91H127V93H129L130 94V97H131V95H134V92H135V97H134V101L133 100H131L132 102H128V106L130 105V104H133V102L134 103H136V102H138V99L140 100V98L141 97H145V98H141V100L143 99V101H139L137 104H134V105H130L129 107H126V104H125V102H121V101H123L124 100V98L125 97H127V96H123V94L124 93H120L121 91H122V89H121V87L123 86V84H122V86L120 87L119 85H121V84H117L119 87H117V88H120V92H117V91H119V89H117V88H115V89H117V91L115 90H113L112 91V95H111V93H110V96H108L107 97V99L105 100V104H103L104 103V100H101V99H98V98H96V100L95 99H86V100H88V102H87V105H91V106H93V107H95V108H93V107H91V106H86V104L84 105V106H86L85 108H84V111H85V113L84 112H82L81 114H80V116L78 117V116H73L72 115V117H74V118H71V113H69L70 115H67V117L68 116H70V117H68V119H66L67 117H66V110H67V106H68V102L66 101V103H64L63 104V102H59V101H57V102H59V103H56V102H54V103H52V105L54 104L55 106H54V108H52L53 106L50 104V108L51 109H54V110H51L50 109V111L49 112H46V114H45V111L47 110L46 109V107H44V106H46L47 105V103H50V102H52L51 101V98H52V96H53V94L54 93H56V89H57V91L59 92L60 91V89L61 90H63V86H62V82H64V81H66V80H69L70 79V75H71V77H72V74L74 73V72H76V71H79V69H83V68H86V67H88V66H92L91 68H93L92 70L94 71V74H95V70H96V73H97V70L100 72V74L103 72L102 70L100 71L99 69H101L100 68V65L99 64H96V65H94L95 63H98V61L99 60H101L102 59V57L107 53V46H105V43H106V40H108L109 39V37L113 34V33H115V31H119L120 29H117L116 30V28H120V26L122 25V24H119L120 22H118V25H116L117 24V20H115L114 22H113V20H114V17H115V15H113L114 17H112L111 18V24L113 23L114 25H116V26H114L113 24V26H111V24H110V26H111V28L109 27V20L107 19H104V20H106L105 22H107L106 23V26H105V24H104V22L102 23L103 25H102V28L101 29H103V28H105L106 29V27H107V29H108V31L106 32L105 30H102V31H100V32H102L101 34L99 33L98 34V36H96L95 35V38H98L99 36H101V37H99L100 39H97V40H92L93 38H91V40H90V42H84V45L83 44H81L83 41V39H82V34L86 31L85 29H84V27H76V25H75V23H74V19L76 18V17H78L77 15H81V13H83L84 11H85V9H84V5H85V2H90L91 0H70V1H67V0ZM149 1H150V3H149ZM148 1V3L146 4V2L147 1H145V2H143V4H141L142 6L144 5V3L146 4V5H144L145 6V8L147 7H150V5H152V0H149ZM212 0H210V2H211ZM228 1H230L231 2V0H227V2ZM3 2V3H2ZM21 2V3H20ZM65 2H67L68 4H69V7H68V9H65V7L63 6V5H66L65 4ZM70 2V3H69ZM76 2H78V3H76ZM84 2V3H83ZM226 1H224V3H227ZM233 2V1H232ZM5 3H7V6H8V8H6L7 6L5 5ZM64 3V4H63ZM73 3V5L71 6V8H73V9H71L70 8V5ZM86 3V4H87ZM68 4L66 5V7L68 6ZM81 4V5H80ZM149 4V5H148ZM230 4V3H229ZM11 5V6H10ZM17 5V6H16ZM21 5V6H20ZM26 5V6H25ZM61 5H62V7H64V9L65 10H67V11H65L62 7H61ZM129 4H127V5H125L124 7L122 6V7H120V9H119V12H120V10L122 11V12H124V13H119L118 11L117 12H115V13H118V14H120V15H122L123 17H124V15L125 16H127V18H126V20L128 21V20H130L132 17H133V20H136V18H134V12L131 10V9H129V6L131 7V5H129ZM4 6V7H3ZM22 6H24V7H22ZM53 6V7H52ZM56 6V7H55ZM59 6V7H58ZM143 6V7H144ZM186 6V5H185ZM185 6H181V7H185ZM190 6V4L189 5H187L186 6V8L187 7H189ZM58 7V8H57ZM79 7V8H78ZM126 7V8H125ZM14 8V9H13ZM23 8V9H22ZM54 8H55V10H54ZM62 8V9H61ZM76 8V9H75ZM121 8H123V9H121ZM176 9L177 7H171L170 5L169 6H167V10H171V9ZM9 9H11V10H9ZM58 9V10H57ZM60 9V10H59ZM6 12H5V11ZM63 10V11H62ZM70 12H69V11ZM124 10V11H123ZM4 13H3V12ZM8 11H9V13H8ZM10 11H11V13H10ZM65 11V12H64ZM82 11V12H81ZM132 11V12H131ZM209 10H207V12H208ZM52 12V13H51ZM81 12V13H80ZM126 12V13H125ZM202 12V13H201ZM263 12H264V10H263ZM262 12V13H263ZM6 13H8L9 14V16H8V14H7V17H6V15H4V14H6ZM64 13V14H63ZM68 13H70V14H68ZM114 13V14H115ZM154 13V12H153ZM159 13V12H158ZM158 13H156V14H154V15H159ZM261 12L259 13V14H257V15H259V17L257 16L255 19L256 20H258V22L255 20V19H253V21L254 22H256L255 23V25H253V26H255V27H251V25L253 24V21H252V23L249 25L250 26V28H252V32H250V33H254V35H255V33L257 34L256 36H259V38L261 37H264V35H261V34H264V13L262 14ZM1 14H2V16H1ZM67 14V15H66ZM124 14V15H123ZM130 14V15H129ZM212 14H214V17H216L215 15H216V13H214V12H211V14H210V16H208L209 17V19H211L210 17L212 16L213 17V15ZM263 16L262 17V20L263 21H261V15ZM11 15L13 16V17H11ZM194 15H197L199 18H198V20L197 21H202L201 20V18H206V20H207V13L205 14L204 13V11L201 9V7L199 6V5H195L193 8H191V10L189 11V15L188 16H194ZM41 16V17H40ZM59 16V17H58ZM117 16V15H116ZM128 16H129V18H128ZM45 17H46V19H45ZM213 17V18H214ZM255 17V16H254ZM40 18V19H39ZM71 18V19H70ZM60 19V20H59ZM208 19V20H209ZM5 20V21H4ZM31 20H32V22H31ZM43 20V21H42ZM59 20V21H58ZM14 21H16L17 23H15ZM189 21L190 22H193V21H195V20H193V19H189ZM259 21H261L262 22V26H259V25H261V24H259ZM62 22V23H61ZM60 23V24H59ZM133 22L131 21V24H132ZM36 24V25H35ZM31 25V26H30ZM108 25V26H107ZM75 26V27H74ZM203 26V28L202 27H200L199 29H203L202 30V33L206 30V29H210L206 24L205 25H202ZM204 26H205V30H204ZM29 27V28H28ZM45 27H46V29H45ZM57 27V28H56ZM109 27V28H108ZM113 27V28H112ZM263 29H262V28ZM44 28V29H43ZM69 28H70V30H69ZM76 28V29H75ZM78 28H79V30H78ZM254 28V29H253ZM257 28H258V32H256V30H257ZM37 29V31H35ZM39 29V30H38ZM158 29V30H157ZM156 30H155V32L157 33L159 30H161V27L160 28H157ZM219 29H224V28H219ZM227 29V28H226ZM249 29V28H248ZM260 29V30H259ZM153 30V29H152ZM207 30V31H208ZM239 30H241V26H240V29ZM238 30V31H239ZM262 30V31H261ZM27 31V32H26ZM43 31V32H42ZM80 31H82V32H80ZM106 32V33H104V32ZM207 31H205V32H207ZM210 32L212 31V28H211V30H209ZM208 31V32H209ZM217 31H218V29H217ZM226 32L225 34H226V36L229 34V35H233L237 30H235L234 31V29L231 31L230 30V33H229V29L228 30H221V31H219V32H216V35H215V32H214V34H213V36H214V38L215 39H219V38H217L218 36L220 37L222 34H224V32ZM243 31V29L241 30V31H239V32H242ZM247 31V30H246ZM250 31V30H249ZM249 31H247L248 33H249ZM255 31V32H254ZM25 32V33H24ZM113 32V33H112ZM164 32V31H163ZM162 32V33H163ZM222 32V33H221ZM247 32H246V34H247ZM1 33V32H0ZM81 33V34H80ZM159 33V34H158ZM157 33V35H158V37L160 38V36L162 37V35L163 34H161L160 35V31ZM171 35H169L168 36V32H167V34H166V36L165 37H169L170 39H176L177 38V36L175 35L176 34V31H174V30H172L171 31ZM219 35H218V34ZM189 34V33H188ZM221 34V35H220ZM225 34H224V36H225ZM23 35V36H22ZM44 35V36H43ZM50 35V36H49ZM175 35V36H174ZM26 36V37H25ZM102 36H104V37H102ZM186 36V37H185ZM187 36H189V35H187V33H186V35L184 34L183 35V40L185 41V39L187 38ZM223 35L221 36V38L218 40V41H216L215 39H214V41H216L217 43L218 42H220L221 41V39L224 37ZM39 37V38H38ZM157 37V38H158ZM175 37V38H174ZM102 38V39H101ZM106 38H108V39H106ZM164 38V37H163ZM162 38V39H163ZM189 38V37H188ZM187 38V39H188ZM246 38H248V36L246 37ZM258 38V37H257ZM28 41H27V40ZM77 39V40H76ZM105 39V40H104ZM249 39H251V37L249 38ZM159 40V39H158ZM263 40V39H262ZM262 40H259V41H262ZM33 41V42H32ZM39 41V42H38ZM44 41V42H43ZM75 41H78V42H80V45H78L79 47H81L82 45L84 46L83 47V49L82 48H80L79 49V47L77 46L76 48H74L73 49V47H71L72 46V42L74 43ZM172 41H174V40H172ZM183 41V42H184ZM188 41V43L190 42V40L188 39L187 40ZM223 41H224V38H223ZM222 41V42H223ZM249 41V42H248ZM264 41V40H263ZM37 42V43H36ZM96 42H97V44H96ZM43 45V46H41V44ZM85 43H87V44H85ZM95 43V44H94ZM187 42H184V44H186ZM187 43V44H188ZM217 43H214V44H216V45H218ZM262 43H263V45H264V42H261L260 44L262 45ZM24 44V45H23ZM30 44H32V45H30ZM93 44V45H92ZM183 43H179V45H182ZM191 44V43H190ZM190 44H188V45H190ZM200 44V45H199ZM213 44V45H214ZM245 45H247L246 43H244ZM21 45V46H20ZM36 45L38 46V48L36 47ZM47 45V46H46ZM86 45H88V46H86ZM200 47H199V46ZM243 45V44H242ZM245 45H243V46H245ZM260 45V47L259 48H264L263 47V45L261 46ZM35 47V49L37 48V49H40V48H42V50L40 49V51L39 50H37L36 51V53L37 54H39V55H37L36 53H35V49H34V47ZM50 46H52V47H50ZM58 46V47H57ZM62 46V47H61ZM69 48H68V47ZM94 46V47H93ZM104 46V47H103ZM182 46H185V45H182ZM243 46H242V48H243ZM18 47V48H17ZM96 47L97 48H99V49H96ZM156 47H157V49H156ZM158 47H160V45H157V44H155L154 43V48H155V51H156V53H157V55H161V54H163V55H161L160 57L162 58L163 56V58H165V60H166V58H167V55L169 56V54H170V56L173 54L172 53V51H171V49H170V52L168 53V52H165L166 50H168V49H164V48H159L158 49ZM199 47V48H198ZM222 47H224V46H221V48L220 49H223ZM224 48H226V47H224ZM17 49V50H16ZM30 49V50H29ZM32 49H33V51H32ZM63 49V50H62ZM70 49V50H69ZM69 50V51H68ZM78 50V51H77ZM97 50H98V55H97ZM101 50V51H100ZM159 50V51H158ZM161 50V51H160ZM163 50V51H162ZM206 50V51H205ZM209 50H211V49H209ZM228 51L227 49H224V50H222V51ZM250 50H252V52L250 51ZM15 51V52H14ZM28 51V52H27ZM74 51V52H73ZM213 51V50H212ZM238 51V50H237ZM263 51V52H262ZM17 52V53H16ZM19 52V53H18ZM160 52H161V54H160ZM165 52V53H164ZM249 52H250V54H249ZM255 54H254V53ZM262 52V53H261ZM21 53V54H20ZM63 53V54H62ZM168 53V54H167ZM172 53V54H171ZM218 53H221V55L223 56H226V58H224V56L223 57H221L220 58V56L221 55H219ZM36 54V55H35ZM61 54V55H60ZM165 54V55H164ZM215 54H216V52H215ZM230 54H231V56H230ZM14 55V56H13ZM17 55L20 57H17ZM34 55V58H30V56H33ZM73 55V56H72ZM79 55V56H78ZM86 55V56H85ZM207 55V56H206ZM218 55H219V57H218ZM252 55V56H251ZM254 55V56H253ZM258 55V56H257ZM3 56V57H2ZM22 56V57H21ZM24 56V57H23ZM28 56H29V58L31 59V62H32V60H33V65H35L36 67H34L33 65H32V63L31 62H29L30 61V59H29V61H28ZM97 56V58H95V57ZM173 56V55H172ZM171 56V58L172 59H174L175 57H172ZM196 56H198V58H199V60L202 58V60L201 61H199L198 60V58L196 57ZM205 57V58H203V57ZM251 56V57H250ZM263 57V58H260V57ZM48 57V58H47ZM84 57H85V59H84ZM87 57V58H86ZM93 57H94V60H93ZM206 57H208L207 59H206ZM254 57H256V58H254ZM258 57H259V60H258ZM40 58V59H39ZM71 58V59H70ZM74 58V59H73ZM220 58L221 60H219L218 61V59ZM250 60H249V59ZM254 58V59H253ZM14 59V60H13ZM76 59V60H75ZM79 59V60H78ZM80 59H83V60H81V61H84V60H86L87 59V63H86V61L85 62H81L80 61ZM168 59H170V58H168ZM167 59V60H168ZM172 59H170V60H172ZM205 59V61L203 62V60ZM227 59V60H226ZM251 59H253V60H251ZM257 59V60H256ZM261 59V60H260ZM93 60V61H92ZM166 61L168 64L166 65V62L164 63L165 65H166V68H168V67H170V66H172V65H174V64H172L175 60H177V57L174 59V61ZM199 62H198V61ZM208 61V63H207V65H206V62ZM10 61V62H9ZM19 61V62H18ZM41 61V62H40ZM43 61H44V63H43ZM76 61H79V63L78 62H76ZM153 61H154V59H153ZM178 61V60H177ZM252 61H253V63H252ZM256 61H259V62H257L258 64H260V65H258V64H256L255 65V63H256ZM261 61V62H260ZM15 62V63H14ZM23 62V63H22ZM149 62V65H148V68H150L152 65L154 66L153 67V69L155 68V64L157 63V61H154V62H152V60H149L148 61ZM152 62V63H151ZM195 62H198L199 63V66H198V64L196 63L195 64ZM201 62H202V64H201ZM2 63V64H1ZM17 63V64H16ZM29 63L35 68V69H33V68H30V66L31 65H29ZM77 63H78V65H77ZM81 63H82V66H81ZM85 63V64H84ZM92 64V65H89V64ZM154 63V64H153ZM174 63H177L176 61L174 62ZM213 63V64H212ZM13 64V65H12ZM21 64V65H20ZM42 64V65H41ZM145 65L147 64V62L146 63H144ZM143 64V65H144ZM150 64H151V66H150ZM172 64V65H171ZM251 64V65H250ZM6 65V66H5ZM17 65V66H16ZM38 65L40 66V67H38ZM44 65V66H43ZM80 65V66H79ZM144 65V67H146ZM197 65V67L199 68V70L197 71V67L195 68V66ZM205 65V67H204V69L205 70H203V66ZM242 65H244V66H242ZM22 66V67H21ZM31 66V67H32ZM49 66V67H48ZM98 66H99V69H98ZM194 66V67H193ZM229 66V67H228ZM234 66V67H233ZM245 66H247V67H249V68H247V67H245ZM257 68H256V67ZM259 66H261V67H259ZM263 66V67H262ZM79 67V68H78ZM96 67H97V69H96ZM211 68V69H207V68ZM214 67V66H213ZM228 67V68H227ZM234 68V69H237V67L238 68H240V71H234V69H230V68ZM236 67V68H235ZM255 67V69H254V71L256 72V70L258 71L256 74H255V72L252 70L253 68ZM11 68V69H10ZM28 68H30V69H28ZM147 67H146V69H147V71L148 72H150L149 70L151 69L152 70V67L150 68V69H148ZM193 68H195V69H193ZM218 68V69H217ZM225 68H227V69H225ZM243 68H246L245 70L246 71H242L241 72V70H244ZM259 68V69H258ZM263 68V69H262ZM185 69H186V67H185ZM192 69H193V71H192ZM214 69H215V72H214ZM221 71H220V70ZM228 69H229V71L230 70H232V71H230L231 72V74L230 73H228L227 71H228ZM20 70H21V72L22 71H29V70H32L31 71V73L29 74V72H26L27 74H29V76H27L26 74H25V76L23 75H18V77H17V74H19V72H20ZM202 70H203V72H202ZM216 70H217V72L218 71H220L221 72V74H223L224 72L223 71H226V73H224L223 75L224 76H227V79L226 78H224V76L223 75H221V78L219 77L220 76V72H218V74H216V75H218L217 77H215L214 76V74L215 73H217L216 72ZM239 70V69H238ZM260 70L261 71H263V73H261L260 72ZM9 71V72H8ZM19 71V72H18ZM233 71H234V73H233ZM247 71L249 72V73H247ZM251 71H253L252 73H251ZM23 73V72H22ZM22 73H20V74H22ZM48 75H47V74ZM211 73H212V75H211ZM232 73L235 75V76H237V78L234 76V75H232ZM235 73H237V75L235 74ZM239 73H241V75L243 76L241 79H240V77H241V75H239ZM242 73H244V74H242ZM255 75H254V74ZM10 74H11V76H10ZM42 74V75H41ZM167 73H165V75H166ZM172 75H173V73H171ZM171 74H168V75H166V76H162L164 79H162V80H160V81H163V80H165L166 78H171V77H173V78H175V77H181V76H178V74L179 73H177V76H175L176 75V73H175V75H171ZM200 74V73H199ZM170 75V76H169ZM196 75V74H195ZM195 75H193V76H195ZM246 75V76H245ZM254 77H252V76ZM262 75V76H261ZM19 79V81H18V79H16V77ZM36 76V77H35ZM69 76V77H68ZM90 76V75H89ZM169 76V77H168ZM192 75H191V77L190 78H192L193 77ZM208 77V80H207V78H206V80H205V77ZM232 76H234L235 78H236V80H235V78L234 77H232ZM244 76H245V78H247V80L249 79H251L250 81H252V82H250L249 80L248 81H244V80H246L245 78H244ZM247 76H249V77H252V78H248ZM15 77V78H14ZM20 77V78H19ZM23 77V78H22ZM30 77L31 78V81H28V78ZM40 77V78H39ZM91 77V76H90ZM100 77H101V75H100ZM130 76H128V78H129ZM196 77V76H195ZM210 77V78H209ZM211 77L212 78H218V80L216 79H211ZM258 77H260L259 79H257ZM263 77V78H262ZM26 78V80L24 81V79ZM68 78V79H67ZM94 78H95V76H94ZM228 78H230V79H232V80H234V81H231V83L229 82L230 81V79L228 80ZM234 78V79H233ZM244 78V79H243ZM4 79V80H3ZM13 79H16L17 81H18V84H17V81L16 80H14L13 81ZM22 79V81L25 83L26 81L27 82H29L28 84H27V82L24 84V83H22V81H20ZM36 79V80H35ZM95 79H97V78H95ZM168 79H166V80H168ZM211 81H210V80ZM219 79H221V80H219ZM225 79V80H224ZM7 80V81H6ZM186 82H185V81ZM203 80H205L206 82H204ZM239 80V81H238ZM242 80H243V82H242ZM253 80H255V82H253ZM261 81L262 82V84H261V82H260V84H259V82H257V81ZM12 81H13V83H12ZM53 81H57V82H61V85H59L60 83H57V85L55 86V85H52V82ZM203 81V82H202ZM208 81V82H207ZM212 82V81H214L213 83H211L212 84V86H209V85H211L210 84V82ZM228 81V82H227ZM236 81V82H235ZM10 82V83H9ZM15 82H16V84L17 85H15ZM21 82V83H20ZM50 82V83H49ZM202 82V83H201ZM227 82V84H224V83H226ZM233 82V83H232ZM248 82H250V83H248ZM14 85V87H12L13 85ZM154 84V86H152L153 84ZM155 83L156 84H158L157 86H155ZM186 83V84H185ZM189 83H191V84H189ZM206 83V84H205ZM209 83V84H208ZM214 83L217 85V87H215L214 86ZM225 85H223V84ZM244 83V84H243ZM247 85H246V84ZM253 83H256L257 85H256V87L258 86L259 87V89L258 88H254L255 87V85L253 86L252 84ZM2 84V85H1ZM20 84V85H19ZM25 86H24V85ZM33 84V85H32ZM47 84H48V87H47ZM162 86H160V85ZM207 84H208V88H206L205 89V87H207ZM242 84V85H241ZM249 84V85H248ZM251 84V85H250ZM11 85V86H10ZM22 85V86H21ZM27 85H28V88H27ZM40 85V86H39ZM44 85V88L42 87ZM52 85V86H51ZM59 85V87L57 88V86ZM218 85H219V87H218ZM228 85V86H227ZM237 85V86H236ZM244 85H246V86H244ZM260 85V86H259ZM10 86V88L11 89H9V91L10 92H8V89H4L5 87L7 88V87H9ZM20 88H22L21 90L19 89V87ZM51 86V87H50ZM146 86V87H145ZM158 86H160V88H157ZM222 86V87H221ZM251 87L253 90H250L248 87ZM32 87V88H31ZM39 87H40V89H39ZM43 89H42V88ZM50 87V88H49ZM96 87H99V82H98V86H96ZM154 87V88H153ZM158 89V90H160V91H156V88ZM209 87H210V89H211V87H213L211 90L209 89ZM227 88V91L228 92H231L233 89H234V93H235V95L236 96H238V97H236L235 98V95H234V93H233V91L231 92V93H228L227 94V91H226V89L225 88ZM234 87V88H233ZM236 87V88H235ZM242 87V88H241ZM243 87H246V88H243ZM260 87H262V88H260ZM25 88H27L28 90H26ZM33 88L34 89H36L37 88V90L39 91H35L34 90V92H32L33 91ZM54 88V89H53ZM60 88V89H59ZM144 88H147V89H145V91H143L144 90ZM219 88V89H218ZM223 88V89H222ZM238 88H240V89H238ZM17 89V90H16ZM50 89V90H49ZM52 89L55 91H52ZM59 89V90H58ZM143 89V90H142ZM166 89V90H165ZM214 89V90H213ZM218 91H217V90ZM221 89V90H220ZM230 89V90H229ZM236 89V90H235ZM243 89H244V91H243ZM6 90V91H5ZM18 90H19V92H18ZM24 92H23V91ZM32 90V91H31ZM148 90V91H147ZM152 90H155V91H153L152 92ZM206 90V91H205ZM213 90V93L212 92H210V91H212ZM222 90H224V91H222ZM240 90V91H239ZM7 92V93H5V92ZM27 91L29 92V93H27ZM47 91V92H46ZM49 91V92H48ZM146 92V93H143V92ZM163 91V92H164ZM222 91V92H221ZM236 91H238V92H236ZM243 91V92H242ZM246 91L248 92L247 94L248 95H245L246 94ZM256 91H258V93H261V95L259 94H257V92ZM34 94V95H32V93ZM45 92H46V94L48 93L50 96H51V98H50V96H48V94H47V98H45L46 97V94H45ZM52 92V93H51ZM58 92H57V94H58ZM62 92V93H61ZM60 93L62 94V96L60 97L61 99H64V97L66 98L69 94H67V91L65 92L64 91V93H63V91H61ZM70 92V91H69ZM68 92V93H69ZM114 92V93H113ZM117 92V93H116ZM148 92H149V95H148ZM151 92V93H150ZM156 92H159V93H156ZM163 92H161V93H163ZM192 92V93H191ZM200 92H201V94H200ZM204 92V93H203ZM208 92H210V95L211 96H209L208 95ZM244 94H242V93ZM22 93H25V96H26V94L28 95V96H30V97H28V96H26L27 98H25V96H23L24 94H22ZM40 94V93H44V98L42 97V99L40 100L39 99V97L37 96L38 94ZM95 93V92H94ZM116 93V94H115ZM140 93V94H139ZM157 95H156V94ZM199 93V94H198ZM206 93H207V95H206ZM212 93V94H211ZM216 93V94H215ZM239 93V94H238ZM250 93H251V95H250ZM4 94V95H3ZM20 94V95H19ZM67 94V95H66ZM120 94L122 95V97L120 96ZM143 96H142V95ZM144 94L146 95V96H144ZM194 94H196L195 95V101L193 100V95ZM204 94V95H203ZM227 94V95H226ZM230 94H232L231 96H229ZM10 95H12V96H10ZM16 95H17V97H16ZM32 95V96H31ZM66 95V96H65ZM119 95V96H118ZM137 95V96H136ZM148 95V96H147ZM187 95V96H188ZM216 95V96H215ZM233 95H234V99H231V97L233 98ZM250 95V96H249ZM253 95V96H252ZM254 95H256V96H254ZM257 95L258 96H261V97H259V98H261V99H259V98H257ZM36 96V97H35ZM64 96V97H63ZM111 96H114V98H115V96L117 97L116 99H114V98H110ZM139 96V97H138ZM141 96V97H140ZM150 96V97H149ZM152 96V97H153ZM208 96V97H207ZM221 96V97H220ZM223 96H225V99H223L224 97ZM239 96H240V98H239ZM244 96V97H243ZM246 96V97H245ZM248 96V97H247ZM9 97V98H8ZM12 97V98H11ZM22 97H23V100H22ZM34 97H35V99H34ZM72 97V96H71ZM118 97H120V98H118ZM133 97V96H132ZM131 97V98H132ZM147 97V98H146ZM153 97V98H154ZM251 97H253V98H251ZM11 98V99H10ZM13 98V99H14ZM20 98V99H19ZM32 98V99H31ZM37 98V99H36ZM50 98V99H49ZM75 98H76V96H75ZM122 98V99H121ZM136 98H137V101H136ZM158 98V97H157ZM156 98V99H157ZM196 98H198V102H197V99ZM237 98H239L240 100L242 99V101H240L239 99V101L240 102H242L241 104H240V102L238 101V100H236ZM244 98H246V100H245V106L243 105L244 103H243V100H244ZM247 98H248V101H247ZM249 98H251V99H253V100H250ZM4 99V100H5ZM17 99H18V101H17ZM24 99H25V101H24ZM27 99V100H26ZM44 99H47V100H44ZM110 99V100H109ZM121 99V100H120ZM126 99V98H125ZM145 99H147L148 101L151 99V101H146ZM155 99V101H157ZM204 99H201V100H204ZM217 99V100H216ZM227 99V100H226ZM254 99H255V101L257 102V103H259L258 105H259V109L257 110V106L258 105H256L255 103V101H254ZM12 100V101H11ZM22 100V101H21ZM32 100H33V102H32ZM43 100V101H42ZM65 100V99H64ZM91 100V101H90ZM93 100V101H92ZM98 100H99V102H98ZM107 100H108V102H107ZM210 100V99H209ZM230 100H234L235 101V103H232V102H234V101H232V102H230ZM8 101L9 102H12V104L14 103V101H15V103H18V104H15L14 103V105H12L11 104V106H10V103H8ZM21 101V102H20ZM27 101V102H26ZM29 101L31 102L30 103V105H29ZM36 101V102H35ZM39 101H41V102H38ZM46 101H47V103H46ZM102 101V102H101ZM144 101H145V103L149 106V103H150V109L148 110V107L147 108H144L145 106L143 105V107L142 106H139L138 104H140L141 105V102H143V104H145L144 103ZM181 101V100H180ZM189 101V103L187 104V102ZM192 101V102H191ZM205 101V100H204ZM211 101V100H210ZM221 101H224V102H221ZM228 101V102H227ZM236 101L238 102V105H237V103H236ZM251 101H254L255 103H253L252 105H251ZM260 101H261V104H260ZM5 102H6V104H5ZM24 102V103H23ZM35 102V103H34ZM90 102H95L93 105L90 103ZM96 102L99 104L100 102V104L99 105H97L96 104ZM119 102H120V104H121V106L120 107H118L120 104H119ZM227 102V103H226ZM230 102V103H229ZM247 102H249V104L247 103ZM3 103H4V105H3ZM22 104V106L20 105V104ZM32 103H33V105H35V107L39 110H37L35 107H33L32 106ZM45 103V104H44ZM108 103V104H107ZM130 103V104H129ZM151 103H153V105H151ZM223 103V104H222ZM225 103V104H224ZM24 104V105H23ZM37 104V105H36ZM42 104H44V105H42ZM61 104V105H60ZM63 104V105H62ZM65 104H67V105H65ZM125 105V106H122V105ZM145 104V105H146ZM162 104L164 105L163 107H164V109L162 108ZM227 104V105H226ZM239 104L242 106H240L239 107ZM17 105V106H16ZM26 105H29V108L26 106ZM38 105H42V108L44 109H42L40 106H38ZM56 105H57V107H56ZM59 105H60V108L63 106V107H65L66 108V110L65 111H63V108H58L59 107ZM95 105V106H94ZM102 106V108L101 107H99V106ZM106 105V106H105ZM108 105V106H107ZM146 105V106H147ZM195 105V106H196ZM237 105V106H236ZM251 105V106H250ZM5 106V107H4ZM7 106H9V107H7ZM31 106V107H30ZM38 106V107H37ZM98 106V107H97ZM151 106H154V107H156V108H152ZM220 106V107H219ZM221 106H222V108H221ZM227 106V107H226ZM252 106H254V107H252ZM11 107H12V109H11ZM21 107H23L22 109H20ZM25 107H27L26 109H24ZM89 107H91L90 109H89ZM124 107V108H123ZM133 107L130 109L131 111H133V112H131V115H132V118L136 115H138V113L137 112H135L134 110H133ZM141 107V108H140ZM183 107V108H182ZM229 107V108H228ZM238 107V108H237ZM244 107V108H243ZM250 107V108H249ZM11 109V111H10V109ZM31 108H33V110L31 109ZM34 108H35V110L36 111H34ZM55 108H56V110H55ZM68 108H70V105L68 106ZM100 108V109H99ZM106 108H104V109H106ZM138 108V109H137ZM142 108H144V109H146V110H144V109H142ZM163 110H162V109ZM167 108H169L168 110H166ZM225 108V109H224ZM245 108H246V110H245ZM247 108H249V109H247ZM18 110V112L16 113V112H14L15 110ZM31 109V110H30ZM58 109V110H57ZM92 109V110H91ZM96 109V110H97ZM211 109H213L215 112H213V113H211L209 110H211ZM236 109V110H235ZM240 109H242V111L244 112H241V110ZM252 109V110H251ZM255 109L258 111V116H259V119H258V116H257V118L256 117H254V116H256L257 114H256V112L257 111H255ZM7 110H9V112H7ZM16 110V111H17ZM59 110H62L61 112L59 111ZM87 110H89V112H87ZM124 110H126V111H124ZM228 110H230V111H228ZM253 111L252 113L250 112V111ZM20 111V112H19ZM22 111V112H21ZM27 111V112H26ZM29 111V112H28ZM30 111H32L31 113H30ZM41 111V112H40ZM42 111H43V113H42ZM58 111V112H57ZM95 111V112H94ZM127 111H129V112H127ZM144 111V112H143ZM199 111V112H198ZM209 111V113H211L212 115L214 114V113H216V112H219L218 114V120L217 119H215L216 121H218L217 123V125H219L218 127H217V125L215 124L216 123V121L215 120H213V122H209L208 124L206 123V125L205 124H202V123H204V122H200V120L204 117V115L207 113ZM232 111V112H231ZM237 111H239V112H236ZM248 111H249V113L251 114V116H250V114L248 113ZM254 111H255V113H254ZM13 112H14V115H15V113H16V115L18 114V117L16 116V118L13 116ZM52 112V113H51ZM54 112V113H53ZM90 112H92V114H93V112H94V120H93V122H95L94 124H93V122H91L90 123V125L88 124H86V123H89V122H87L88 120H91L90 118L93 116V115H91L90 114V117H89V113ZM119 112V113H118ZM125 112H127V113H125ZM138 112H139V110H138ZM157 112H160V113H157ZM229 112V113H228ZM247 112V113H246ZM19 113H21L20 114V116H22V118L21 117H19ZM22 113H23V115H22ZM28 113V115H25V114H27ZM51 113V115H49V114ZM56 113V114H55ZM64 113V114H63ZM115 113H117V115L118 114H120V115H118L119 117L118 118H114V117H117V115H115L114 116V114ZM136 113V114H135ZM139 113V114H140ZM149 113V114H150ZM200 113H202V114H200ZM228 113V114H227ZM239 113H242V114H245V115H247L246 117L243 115L242 116V114L240 115ZM260 113H262V116L260 115ZM4 114H7V115H9V116H7V115H4ZM30 114V115H29ZM36 114H38L37 115V117H36ZM59 114L61 115V117L59 116ZM85 114H87L88 116H86L85 117ZM99 114V113H98ZM227 114V115H226ZM252 114H254V115H252ZM256 114V115H255ZM32 115V117H34L33 119H32V117H30ZM47 116V118H46V116ZM49 115V116H48ZM55 115H57L56 117H55ZM66 117H64V116ZM82 115V116H81ZM96 115V116H95ZM108 115V116H107ZM122 115V116H121ZM131 115H129L128 114V116H125V118H127L126 120H129V118H131L130 116ZM134 115V116H133ZM164 115V114H163ZM223 115V116H222ZM240 116V117H237V116ZM25 116V117H24ZM101 116V117H100ZM111 116H114L113 118L111 117ZM135 116V117H136ZM157 116V115H156ZM156 116H154V118H158V117H156ZM222 116V118L220 119V117ZM242 116V117H241ZM252 118H250V117ZM4 117H6L5 119H4ZM9 117V118H8ZM13 118V120H12V118ZM26 118L25 120H24V118ZM29 117L32 119V120H29ZM45 117V118H44ZM58 117H59V119H58ZM77 117V118H76ZM84 117V118H83ZM108 117V118H107ZM109 117L111 118V119H109ZM129 117V118H128ZM229 117V118H228ZM245 117V118H244ZM254 117V118H253ZM18 118V119H17ZM20 118V119H19ZM36 118H38V119H36ZM44 120H43V119ZM72 119L71 121H72V123L71 124H69L71 121H70V119ZM85 118H87V119H85ZM89 118V119H88ZM93 118V117H92ZM131 118V119H132ZM158 118V119H159ZM10 119H11V121H10ZM17 119V120H16ZM22 119V120H21ZM34 119H35V121L37 120L38 121V123H40V124H37V121L36 122H34ZM42 119V121H40ZM64 119H66V120H64ZM74 119V120H73ZM80 121V123H79V121ZM229 119V120H228ZM237 119V120H236ZM238 119H239V121H240V124H239V121H238ZM4 120H6V121H4ZM21 120V122L23 121V123H21V122H19V121ZM121 121H122V119H120ZM125 120V119H124ZM125 120V121H126ZM250 120H251V122H250ZM259 120V121H258ZM13 121V122H12ZM15 121V122H14ZM18 121V122H17ZM26 121V122H25ZM40 121V122H39ZM44 121H46V123L44 122ZM62 121H64V125H63V122ZM69 123H68V122ZM75 121H77V125L75 124L76 122ZM197 121V122H196ZM199 121V122H198ZM214 121H215V123H214ZM226 121V122H225ZM229 123H228V122ZM231 121V122H230ZM243 121V122H242ZM248 121V122H247ZM252 121H253V123H252ZM4 122H6V123H8V124H3L5 127L7 126V125H10L9 127H6V130H5V127L2 125V123H4ZM24 122H25V124H24ZM57 122H59L60 123V125H59V123H57ZM99 122V123H98ZM242 122V123H241ZM246 124H245V123ZM250 122V123H249ZM255 122L258 124V122H259V124L257 125V124H255ZM10 123V124H9ZM12 123V124H11ZM13 123H15V125L13 124ZM20 123V124H19ZM29 123H31V124H29ZM33 123H35V125L33 124ZM42 123H44V124H42ZM49 123V124H48ZM54 125H53V124ZM61 123H62V125L64 126V127H66V128H64V129H62V126H61ZM66 123V124H65ZM68 123V124H67ZM74 123V124H73ZM221 123V124H220ZM237 123V124H236ZM263 123V124H262ZM19 124V125H18ZM27 124V125H26ZM42 124V125H41ZM45 124H46V126H45ZM51 124V125H50ZM55 124H56V128L58 129L59 128V126H60V128L58 129L59 131H57V129L55 128V127H53V126H55ZM58 124V125H57ZM74 126H73V125ZM213 124H214V126H213ZM240 126H239V125ZM20 125L22 126V128L24 129H22V131H25L26 129H25V127L26 128H31V129H29L30 131L33 129V128H36L35 126H39V125H41L40 127L42 128V126L44 125L45 126V128L44 129H41L40 128V131H42L41 133L39 132V136L36 134L35 136H31V135H34L33 134V132L34 131H31V132H29V130H28V132L30 133H28L27 132V130L25 131V132H21V127H20ZM24 125H26V126H24ZM29 125L30 126H32V127H29ZM34 125V126H33ZM49 125V126H48ZM66 125V126H65ZM67 125L68 126H72L71 128H73L74 129V131H73V129H72V131H71V128H70V132L69 131H67V130H69V127H67ZM87 125V126H86ZM227 125V126H226ZM232 125V126H231ZM238 125V126H237ZM246 125V126H245ZM249 125V126H248ZM257 125V127L260 129H258L257 127H255ZM263 125V126H262ZM3 126V127H2ZM24 126V127H23ZM48 126V127H47ZM52 126V128L53 129H51L50 127ZM77 127V129L78 130H80L81 128H83L81 131H77L74 127ZM83 126V127H82ZM229 126V127H228ZM245 126V127H244ZM247 126H248V128H250L249 130H247V133H248V131H252L253 133H258V134H252V135H250V133H252V132H250V133H248V136H242V134L243 133H245V135L247 134L246 133V129H248L247 128ZM251 126V127H250ZM260 126H262V127H260ZM204 127H205V129H204ZM226 128L225 130H224V128ZM233 127V128H232ZM235 127V128H234ZM256 128L257 130H259V131H257L256 129H255V131H253L254 130V128ZM8 128V129H7ZM11 128H13V129H11ZM17 130H15V129ZM20 128V129H19ZM87 128V129H88ZM207 128V129H206ZM211 128H213V129H211ZM230 128H232V129H230ZM242 128H245V129H242ZM2 129V130H1ZM49 129H51V131L49 130ZM54 129H56V131H54ZM61 129V130H60ZM66 129V131L67 132H69L70 134H68L67 136H70L69 138L70 139H72V140H70V139H68L67 138V136H66V131L64 132V130ZM209 129H211V130H209ZM222 129V130H221ZM228 129H230L229 130V133H230V131H231V135H232V133H233V135H234V133H235V135L234 136H236V133H238V132H240V134H241V136L243 137V139H246V140H242L241 141V139H242V137L241 136H239L238 134H237V136L235 137V139L233 138V135H232V137L231 136H229L230 134L227 132L228 131ZM238 129H242L241 131L240 130H238ZM252 129V130H251ZM4 130V131H3ZM9 130V131H8ZM14 132H12V131ZM18 130L20 131V132H18ZM53 130V131H52ZM63 130V131H62ZM85 130V132H83ZM202 130V131H201ZM205 130V132H203ZM207 130V131H206ZM215 130V131H214ZM216 130L219 132V133H217L216 132ZM9 133H8V132ZM11 131V132H10ZM46 131V132H45ZM62 132V134H64V136L67 138L66 139V141L67 140H70V142H69V144L68 143H66V141L64 140L65 139V137H63V135L61 134V132ZM76 131L80 134V132H81V136L80 135H78V134H76ZM190 131V132H189ZM211 131H213V132H215L214 134H213V132H211ZM236 131V132H235ZM257 131V132H256ZM17 132H18V134H19V136H18V138H17ZM60 132V133H59ZM205 133L206 135H207V133L209 134L208 135V137L204 134H202V133ZM220 132H221V134H220ZM223 132V133H222ZM226 132L228 133L227 135H226ZM263 132V133H262ZM8 133V134H7ZM11 133V134H10ZM26 133V134H25ZM28 133V134H27ZM57 134L56 136L58 137V138H56V136L54 135V134ZM59 133V134H58ZM73 133V134H72ZM188 133V134H187ZM199 133H200V136H199ZM261 133V135L263 136L262 138H260L261 137V135H260V137L258 136L259 134ZM21 134H23V135H21ZM42 134V135H41ZM60 134H61V136L64 138V139H61L62 137H60ZM71 134H72V138H71ZM202 134V135H201ZM215 134H216V136H217V134H218V136L216 137L215 136ZM6 135H7V137H6ZM11 135V136H12ZM24 135H26V136H30V137H28V138H25V136ZM43 137H41V136ZM43 135H48V136H46V137H44ZM73 135H75V136H73ZM223 137H222V136ZM244 135V134H243ZM253 135H257L258 137H256V139H254L253 137ZM21 136H24V138L23 137H21ZM37 136V137H36ZM52 136H53V138H55V140H53V139H50L51 140V142L52 143H50L49 141V138H52ZM77 136L78 137H80V139H78L77 138ZM206 136V137H205ZM210 136V137H209ZM225 136V137H224ZM252 136V137H251ZM19 137H20V139H19ZM36 137V138H35ZM47 137H49V138H47ZM59 137H60V140H63V141H58L59 143L61 142V144L59 145H57V146H60V148L64 145V143H65V146H68V148H67V150L69 151V149H72L73 150V148H74V150L72 151H70V153H68L67 152V154H64L63 156H65V157H63L62 156V158H64L63 160H62V158H61V163H59V162H56V164H54L55 162L54 161H52V163H50L51 162V159L53 160V158L55 157V156H53V155H55L56 153V156L57 155H60V154H58L60 151H61V149L60 148H58L57 146H55L58 142H56L57 141V139L59 140ZM75 137V138H74ZM84 137V136H83ZM201 137V138H200ZM211 137L213 138L214 137V139L213 140H211ZM231 137V138H230ZM14 138V139H13ZM16 138V139H15ZM33 138H35V139H33ZM45 138H47V139H45ZM74 138V139H73ZM216 138L218 139V138H220V139H218L217 141V143H215V141H216ZM221 138L223 139L224 138V140H221ZM228 138V139H227ZM236 138H238V139H236ZM241 138V139H240ZM249 138H253V141H255V140H257V141H255V142H253L252 140H250ZM259 138H260V140H259ZM4 139V138H3ZM19 139V140H18ZM26 139V141L25 142H22V141H24ZM28 139L29 140H33V141H28ZM43 139V140H42ZM77 140V141H73V140ZM201 139H203L202 141H201ZM233 140V141H231V140ZM247 139H248V141H247ZM5 140V141H6ZM12 141V140H14V142H10L9 143V141ZM16 140H17V144H18V141L21 143H25V144H23V145H21L20 143V145H17L15 142H16ZM35 140H38V142L37 141H35ZM40 140L42 141V144H43V142L44 141H47V140H49V141H47V143L49 144V145H52L53 146V144H55L54 143V141L56 142V144L54 145L56 148H58L57 150L55 149V147L53 146V149H52V146H50V149L47 147V146H49L47 143V145L45 146V144L43 145V146H41L42 144H40L41 142H40ZM210 140V142H207V141H209ZM227 140L230 142L231 141V143L229 144V142H227ZM236 140V141H235ZM71 141H73V143H72V145H70L71 144ZM160 141H162V140H160ZM173 141V142H172ZM196 141V142H195ZM200 141V142H199ZM207 143H206V142ZM211 141H213L216 145L215 146H213V142L211 143ZM221 141V142H220ZM223 141V142H222ZM226 141V142H225ZM235 141V142H234ZM237 141H240V142H238L237 144H236V142ZM246 141V142H245ZM29 144H28V143ZM36 142V143H35ZM163 142V141H162ZM161 142V143H162ZM235 144H234V143ZM245 142V143H244ZM251 142H252V146H251ZM261 142V147L259 146L258 148H255V147H257L258 145H260V144H258V143H260ZM8 143L10 144L9 145V147L11 148V151L8 149ZM12 143H14V144H12ZM33 143V144H32ZM37 145V144H39L40 146H41V148H40V146H38V149H37V146H35V144ZM45 143V142H44ZM191 143H192V145H191ZM194 143V144H193ZM202 143H204V146L202 145ZM225 143V144H224ZM233 143V144H232ZM243 143V144H242ZM249 143V144H248ZM256 143V144H255ZM5 144H7V145H5ZM26 144H27V146H26ZM144 144V143H143ZM189 144V145H188ZM201 144V145H200ZM222 145V144H224L225 146H223V147H218L219 145ZM227 144H229L228 146L229 147H227ZM239 144V145H238ZM244 145V146H242V145ZM248 146H247V145ZM32 145H34V146H32ZM74 145V146H73ZM77 145V144H76ZM212 145V146H211ZM230 145H231V148H230ZM236 145H238L239 146V148L241 149H239L238 148V146L236 147ZM5 146H6V148H5ZM13 146H15L16 147V149H15V147H13ZM18 146V147H17ZM21 146V147H20ZM24 148H23V147ZM29 146V147H28ZM70 146H72V147H70ZM188 146V147H187ZM193 146V147H192ZM209 146H211V148L209 147ZM232 146H234V147H232ZM250 146V147H249ZM30 147H31V149H30ZM35 147H36V151H35ZM46 147V148H45ZM113 147V148H112ZM190 147V148H189ZM198 147L203 151V153L202 152H200L201 150L200 149H198ZM204 147H206V149L204 148ZM210 148V149H207V148ZM214 147V148H213ZM228 149H227V148ZM243 149H242V148ZM248 149H247V148ZM20 148V149H19ZM25 148H26V150L27 151H29L30 153H29V155H28V152L25 150ZM45 148V149H44ZM48 148V149H47ZM107 148L109 149V151L107 150ZM188 148V149H187ZM196 148V149H195ZM204 148V149H203ZM214 149L215 151L217 150L218 151V148L220 149V151H219V153L218 152H215L216 154H217V156H219L222 152H223V150H225L226 151V153H227V155L229 156V155H232V153H234L232 156H227L225 159H223V160H219V159H217L218 157L216 156V154L214 153V151L212 152V150L211 149ZM217 148V149H216ZM221 148H222V150H221ZM233 148V150H231ZM246 148V149H245ZM254 148V149H253ZM9 151H7V150ZM21 149H23L22 151H23V153L21 152ZM34 151H33V150ZM42 149H43V151H44V154H43V151H42ZM51 149H52V151L53 152H56L55 154L51 151ZM112 149V150H111ZM181 149V150H180ZM191 149H193V150H191ZM252 149V150H251ZM4 150V151H3ZM14 150H16V152L14 151ZM19 150V151H18ZM32 150V151H31ZM40 150H41V152H40ZM46 150L48 151H51L50 153H47L46 154ZM107 150V151H106ZM152 150V149H151ZM195 150H198V152L200 153H195L196 155V158H189V159H186V160H183L182 162H183V164L182 163H179V165L177 164H172L171 162H170V159H172V158H177V157H179L180 156V154H181V152H183V153H188V154H194V151ZM206 150H211V151H206ZM228 150H231V151H228ZM237 150V151H236ZM38 151V152H37ZM48 151V152H49ZM59 151V152H58ZM78 151V152H77ZM111 151V152H110ZM160 151V150H159ZM158 151V152H159ZM180 151V152H179ZM206 151V152H205ZM241 152L240 154L238 153V152ZM251 151V152H250ZM258 151H259V153H258ZM261 151V152H260ZM20 152V153H19ZM33 152V154H31ZM36 152V153H35ZM40 152V153H39ZM104 152H105V154H104ZM116 153L115 155H114V153ZM196 152V151H195ZM207 152H209L208 154H207ZM211 152L214 154H211ZM221 152V153H220ZM230 152V153H229ZM232 152V153H231ZM253 152V153H252ZM256 152H257V154H256ZM263 152V153H262ZM12 153V154H11ZM20 154L19 155V157H18V154ZM37 153H38V155L39 156H41V153H42V156H43V158H45V160H46V162H44V159L41 157V159H40V157H38V160L39 161H41V162H38L39 164L38 165H40V167L41 168H43V169H38V168H40L38 165H37V161H36V159H34V162L32 161L33 160V158H32V156L34 157L35 155H37ZM52 153H53V155H52ZM72 153H76V154H72ZM85 153V152H84ZM110 153H112L111 155H110ZM117 153H118V155H117ZM143 153H145V154H143ZM161 152H159V154H160ZM224 153V152H223ZM222 153V154H223ZM236 153H237V155H236ZM243 153H244V156H243ZM6 155V156H4V155ZM10 156H9V155ZM14 154H16L14 157L12 156V155H14ZM31 154V155H30ZM35 154V155H34ZM46 154V155H45ZM51 154V155H50ZM72 155V156H70V155ZM139 154V155H138ZM205 154V155H204ZM207 154V155H206ZM210 154L212 155V157L213 156H216V157H214V158H212L211 156H210ZM240 156H239V155ZM257 156H256V155ZM26 155H27V157H26ZM37 155V156H38ZM44 155L46 156V157H44ZM47 155H49L50 156V159H49V156L47 157ZM69 155V156H68ZM85 155V154H84ZM113 155V156H112ZM150 155V154H149ZM151 155H156V154H151ZM165 155V154H164ZM179 155V156H178ZM199 155V156H198ZM1 156H2V158H1ZM37 156H35L34 158H36ZM51 156H53V157H51ZM68 156V157H67ZM135 156V157H134ZM159 157H162L163 156V154H161V155H158ZM208 156V158H206ZM209 156L211 157V159L209 158ZM237 156H238V158H237ZM244 157V158H241V157ZM255 156V157H254ZM258 156H259V158H258ZM12 157V158H11ZM31 157V158H30ZM67 157V158H66ZM71 157H74V158H71ZM82 158L81 159H83L81 162H83V163H81V165L82 164H84L85 162H87L86 160V158H88L89 156H87V155H85L84 157H83V155L81 156ZM119 157V158H118ZM132 157H134V158H132ZM156 157V156H155ZM159 157H157V158H159ZM198 157H202V158H198ZM235 157V158H234ZM254 157V158H253ZM18 160H17V159ZM29 158V159H28ZM48 158V159H47ZM113 158V159H112ZM230 158V159H229ZM233 158V159H232ZM257 160H256V159ZM31 159V160H30ZM84 159H86V160H84ZM90 159H95V157H93V158H90ZM89 158H88V160H90ZM134 161H133V160ZM145 159V161H143ZM156 159V158H155ZM193 159H194V162L195 163H193ZM195 159H197L196 161H195ZM209 159V160H208ZM213 159V160H212ZM261 159V160H260ZM14 160V161H13ZM17 160V161H16ZM31 162H30V161ZM47 160H49L48 162H47ZM129 160V161H128ZM192 160V161H191ZM205 160V161H204ZM217 162H216V161ZM219 160V161H218ZM226 160V161H225ZM249 162H248V161ZM27 161V162H26ZM29 161V162H28ZM43 161V162H42ZM115 161V162H114ZM123 161V166L122 165H119V162H122ZM132 162V164L130 163V164H127V162ZM141 161V162H140ZM187 161V162H186ZM189 161V162H188ZM209 163H208V162ZM210 161H213L214 163H213V165L211 164L212 162H210ZM228 161H230V162H228ZM36 162V163H35ZM111 162V163H110ZM112 162H114V163H112ZM137 162V163H136ZM166 162V163H165ZM206 162V163H205ZM220 162V163H219ZM225 162V163H224ZM231 162H233L232 164H231ZM26 163V166L24 165V164ZM28 163V164H27ZM31 163L35 166H37L38 168L36 169V166H35V168L31 165ZM41 163H44V164H42L41 165ZM47 163H48V166H46L47 165ZM50 163V164H49ZM58 163V164H57ZM75 163V164H74ZM135 163V164H134ZM188 163V164H187ZM191 163V164H190ZM195 165V167L194 166H192L193 164ZM208 163V164H207ZM227 163V164H226ZM4 165V167L6 168H4L3 167V165ZM30 164V165H29ZM140 164V165H139ZM143 164L145 165V166H143ZM166 164H168L167 166H165ZM184 164H187V165H184ZM197 164V165H196ZM198 164H200V165H198ZM210 164V165H209ZM218 164H221V166H219ZM225 166H224V165ZM235 164H237V165H235ZM53 167H52V166ZM170 165H172L171 167H170ZM176 165V166H175ZM190 165H191V167H190ZM205 167H204V166ZM231 165H232V167H231ZM30 167V169H29V167ZM32 166V167H31ZM51 168H50V167ZM139 167V168H136V167ZM162 166V167H161ZM163 166H165V167H163ZM178 166V167H177ZM183 166V167H182ZM187 166V167H186ZM200 166H201V168H200ZM216 168H215V167ZM219 166V167H218ZM241 166H243V167H241ZM9 167H11V170H10V168ZM63 167H64V169H63ZM77 167H79V168H77ZM119 167V168H118ZM124 167V168H123ZM141 167H143V168H141ZM162 169H161V168ZM168 167V168H167ZM173 167V168H172ZM180 168V169H176V168ZM193 167V168H192ZM206 167H207V169H206ZM208 167H211V168H209L208 169ZM230 167V168H229ZM16 168H17V172H16ZM33 168V169H32ZM44 168H45V172H43L44 171ZM48 168H50V169H48ZM55 168H56V170H55ZM60 168H61V171L63 172V174L61 173V175L59 174L60 173ZM67 168H69V170L67 169ZM122 168V169H121ZM135 168V169H134ZM141 168V169H140ZM166 168H167V170H166ZM171 168V169H170ZM185 168H186V172H185ZM189 168V169H188ZM192 168V169H191ZM199 168V169H198ZM205 168V169H204ZM245 168V169H244ZM250 168V169H249ZM5 169V170H4ZM13 169H14V171H13ZM26 169V170H25ZM30 170V171H28V170ZM46 169H47V171H46ZM57 169H58V175L56 176V174H57ZM63 169V170H62ZM73 169L75 170L74 172H73ZM172 169H174V170H172ZM227 169V170H226ZM4 170V171H3ZM7 170V171H6ZM9 170V171H8ZM22 172V170H23V172H28L27 174L28 175H26V173H25V175H23L22 173H20V171ZM32 170V171H31ZM36 170V171H35ZM43 170V171H42ZM64 170H66V172L64 171ZM176 170V171H175ZM191 170H194V171H192V172H190ZM242 170V171H241ZM10 171H13L12 173H13V175H15V174H17V176L15 177V176H13L12 175V173L10 172ZM39 171V172H38ZM43 172V173H45V175L43 174V173H41V172ZM49 171V172H48ZM69 171V172H68ZM72 171V172H71ZM124 171V172H123ZM164 171V172H163ZM170 171V172H169ZM172 171V172H171ZM175 171V172H174ZM30 172V173H29ZM47 172H48V175H46L47 174ZM51 172H52V174H55V176H56V178H58L57 180H63V185L64 186H66L67 184H69V182H70V186L69 185H67V187H64L63 185H62V181H61V183H58L59 184V186L57 185V183H55V182H58V181H54V179H55V176L54 175H52L51 176ZM53 172H56V173H53ZM71 172V174H69V176H66L67 174L66 173H70ZM77 172V173H78ZM162 173V175H161V173ZM167 172V173H166ZM169 172V173H168ZM185 172V173H184ZM188 172H189V174H188ZM205 172V173H204ZM7 173V174H6ZM8 173H9V176H8ZM11 173V174H10ZM15 173V174H14ZM39 173V174H38ZM66 175H65V174ZM112 173V174H111ZM156 173V174H155ZM160 173V174H159ZM165 173V174H164ZM184 173V174H183ZM190 173H193L192 175H190ZM6 174V175H5ZM20 174V175H19ZM21 174H22V180H21ZM34 176H33V175ZM40 174L42 175H44V176H46V179H45V177L42 175V177H43V179L41 178V176H40ZM109 174H111V175H109ZM130 174V175H129ZM220 174V175H219ZM248 174V175H247ZM262 174V175H261ZM35 175L36 176H40L38 179H40L41 178V180H45V181H47L48 179H50V176L53 178H51L52 180H51V182H50V180L47 182V183H50V184H47L45 181L43 182L42 181V183L43 184H41L40 183V181L41 180H39V181H37L38 179H36L37 177H35ZM59 175H60V177L62 176V178L61 179H59L60 177H59ZM129 175V176H128ZM158 177H157V176ZM160 175V176H159ZM168 175H169V177H168ZM178 175V176H177ZM216 175H217V177H216ZM7 178H6V177ZM20 177V179H19V177ZM25 176V177H24ZM28 176V177H27ZM30 176H33L36 180L34 181V178L33 177H30ZM165 176V177H164ZM261 176V177H260ZM47 177H49L48 179H47ZM66 177H68V178H66ZM111 178V179H109V178ZM152 177L154 178V177H156L157 179H155V180H153V181H151L152 180ZM160 177V178H159ZM167 177V178H166ZM214 177H216V178H214ZM4 178H5V180H4ZM11 178V179H10ZM17 178V180H15V181H13L14 179H16ZM24 178H26V179H24ZM66 178V179H65ZM71 178V179H70ZM105 178V179H104ZM136 180H135V179ZM164 178H165V180H164ZM218 178V179H217ZM260 178V179H259ZM263 180H262V179ZM2 179L5 181V182H3L2 181ZM6 179H8V180H10V181H7ZM32 179V180H31ZM163 179V180H162ZM169 179H171V181L169 180ZM175 179V180H174ZM215 179V180H214ZM13 182H12V181ZM28 180H29V183L28 184H30V185H34V183L36 182V184L34 185V188H33V185L32 186H30V185H28L27 184V182H28ZM31 180V181H30ZM66 180H68V181H66ZM86 180V179H85ZM112 180V181H111ZM161 180H162V182H161ZM169 180V181H168ZM262 180V181H261ZM27 181V182H26ZM53 181V182H52ZM97 181H99V182H97ZM109 181V182H108ZM112 183H111V182ZM127 181V182H126ZM259 181H261V182H259ZM9 182H10V184H9ZM23 182H25V183H23ZM65 182H67V183H65ZM97 182V183H96ZM139 182V183H138ZM147 182V183H146ZM150 182V183H149ZM152 182H154V183H152ZM155 182H156V184H155ZM163 183V182H165V183H163V184H161V183ZM192 182V183H191ZM197 182V183H196ZM232 182V183H231ZM236 182V183H235ZM259 182V183H258ZM263 182V183H262ZM2 183V184H1ZM4 183H5V185H4ZM6 183H8V184H6ZM40 183V184H39ZM53 183H54V185H53ZM101 183V184H100ZM111 183V184H110ZM130 183L133 185V183H135L136 184V186H132V185H130ZM160 183V184H159ZM250 183H251V185H250ZM21 184V185H20ZM27 184L28 186H25V185ZM47 184V185H46ZM61 184V185H60ZM72 184H73V186L74 187H72ZM83 184H85V185H83ZM90 184H92V185H90ZM106 184L108 185V186H106ZM117 184V185H116ZM128 184V186H127V191H126V185ZM138 184V185H137ZM139 184H141L140 186H139ZM150 184V185H149ZM249 184V185H248ZM258 184V186H256ZM7 185H10V186H7ZM17 185V186H16ZM44 186V188H46L45 190H43L44 192H46V193H44L43 191H41L40 190V188L41 189H44L43 187H41V186ZM50 186V185H53L52 186V188H51V186L48 188L47 186ZM57 185V186H56ZM116 186L117 187V192H118V189H119V193H118V195H117V193L114 195V196H117L116 198H113L114 196H111V198H110V195H109V193H108V191L106 192H104V193H100V195H99V192H98V190H100V189H105V187L107 188V187H109V186ZM125 185V186H124ZM130 185V186H129ZM143 185V186H142ZM146 185V186H145ZM252 185H255L254 187H255V190H254V188L253 189H250L249 187L250 186H252ZM259 185H260V187H259ZM11 186H12V188H11ZM26 188H25V187ZM36 186V187H35ZM38 186H40V187H38ZM84 186V187H83ZM103 186V187H102ZM150 186V187H149ZM172 186V187H171ZM245 186V187H244ZM263 186V187H262ZM2 187V188H1ZM8 187V189H6V188ZM21 187V188H20ZM28 187V188H27ZM54 187V188H53ZM62 188V189H60L59 190V188ZM68 187H70V189L68 188ZM79 187V186H78ZM121 187H123V188H121ZM128 187L130 188V189H128ZM143 187V188H142ZM148 187V188H147ZM206 187V188H205ZM212 187V188H211ZM213 187H215L214 189H213ZM5 188V189H4ZM24 188L26 189V190H24ZM29 188H33V189H29ZM37 188V189H36ZM58 188V189H57ZM65 188H67V189H65ZM133 188V189H132ZM173 188V189H172ZM175 188V189H174ZM184 188H185V190H184ZM198 188V189H197ZM208 188H209V191H207L208 190ZM211 188V189H210ZM221 188V189H220ZM236 188V189H235ZM238 188V189H237ZM241 188H244V190L242 191L241 190ZM247 188H248V190H247ZM252 188V187H251ZM258 188H260V189H258ZM10 189H11V191H10ZM13 189V190H12ZM18 189V190H17ZM19 189L21 190V191H19ZM30 190V193H29V190ZM34 189H36V191H34ZM69 189V190H68ZM91 189V190H90ZM186 189H188L187 191H186ZM193 189H195V190H193ZM196 189H197V191H196ZM220 189V190H219ZM16 190V191H15ZM24 190V191H23ZM39 190V191H38ZM56 190V191H55ZM64 190H67V192L66 191H64ZM135 190V191H134ZM142 190V191H141ZM172 190H173V192H172ZM190 190V191H189ZM191 190L193 191V192H191ZM204 190V191H203ZM228 190V192H226ZM233 190V193L231 192ZM237 190H238V192H237ZM241 190V191H240ZM256 190H258V191H256ZM6 191V192H5ZM54 193H52V192ZM64 191V193H66V194H64V193H62ZM128 191H130V193L128 192ZM139 191V192H138ZM141 191V192H140ZM170 191V192H169ZM178 191H179V193H178ZM196 191V192H195ZM202 191V192H201ZM211 191H213V192H211ZM216 191V192H215ZM222 193H221V192ZM223 191L225 192V193H223ZM8 192V193H7ZM12 194H11V193ZM32 192V193H31ZM33 192H35V194L33 193ZM37 192V193H36ZM40 192H42V193H40ZM50 192V193H49ZM69 192V193H68ZM175 192H177L176 193V195H175ZM205 192H207L206 194H205ZM214 192H215V194H214ZM244 192V193H243ZM3 193V194H2ZM5 193H6V195H5ZM10 193V194H9ZM24 193V194H23ZM57 193V194H56ZM60 193V194H59ZM62 193V194H61ZM84 193V194H83ZM98 194V195H96V194ZM126 193H128V194H126ZM161 193V194H160ZM163 193H165L164 195H162ZM167 193H172V194H167ZM173 193H174V197H173ZM186 193V194H185ZM190 193L192 194V197L190 196ZM212 193V194H211ZM221 193V194H220ZM227 193V194H226ZM243 193V194H242ZM27 194V195H26ZM38 194V195H37ZM40 194V195H39ZM65 196H64V195ZM75 196H74V195ZM81 194V195H80ZM102 194V195H101ZM125 194V195H124ZM154 194V195H153ZM160 194V195H159ZM184 194H185V196H184ZM194 194V195H193ZM200 194V195H199ZM202 194H204V195H202ZM209 194H210V196H209ZM230 194H232L231 196H233V197H231V196H228V195H230ZM30 195H32L31 197H30ZM61 195V196H60ZM143 195V196H142ZM153 195V196H152ZM158 195V196H157ZM190 196V199H188L189 197L188 196ZM208 195V196H207ZM217 195V196H216ZM4 196L5 197H7V198H4ZM131 196V197H130ZM159 196H162V197H160L159 198ZM168 196V197H167ZM178 196V198H176ZM180 196H181V198H180ZM182 196H184V197H186V198H184V197H182ZM193 196L195 197V198H193ZM197 196V197H196ZM219 196H221V197H223V198H221V197H219ZM227 196V197H226ZM100 197V198H99ZM126 197V198H125ZM139 197V198H138ZM148 197H150V198H148ZM152 197V198H151ZM157 197V198H156ZM203 197H205V198H203ZM225 197V198H224ZM2 198V199H1ZM36 198V199H35ZM64 198H66L65 200H64ZM71 198V199H70ZM79 199V200H77V199ZM102 198V199H101ZM131 198V199H130ZM148 198V199H147ZM155 198V199H154ZM162 198V199H161ZM170 202V200H171V202H170V206H168L169 205V202L166 200V199ZM169 198H170V200H169ZM193 198V199H192ZM206 198H207V200H206ZM227 198V199H226ZM229 198V199H228ZM73 199V200H72ZM82 201H81V200ZM101 199V200H100ZM108 199V200H107ZM123 199V200H122ZM125 199V200H124ZM134 199V200H133ZM141 199V200H140ZM146 199V200H145ZM158 199H160V200H158ZM175 199H177V201L175 200ZM182 200L183 199V201H179V200ZM187 199V200H186ZM192 199V200H191ZM196 199V200H195ZM205 199V200H204ZM34 200V201H33ZM114 200V201H113ZM130 200V201H129ZM148 200V201H147ZM151 200H153V202L151 201ZM163 200V202L161 203V201ZM172 200L173 201H175V202H172ZM51 201V203L53 204V202H54V205H53V207H56V205H58V207H56L57 208V210H56V208H54L55 210H56V212H59L60 213V217H59V213H56L55 211H54V209H53V212H50V211H52L51 209H52V204L50 203V205H51V207H50V205L49 206H46V207H43L44 206V204L45 203H49ZM67 201H68V204H67ZM70 201H72L71 203H70ZM75 201V202H74ZM76 201H77V203H76ZM90 201V202H89ZM92 201V202H91ZM110 201V202H109ZM121 201H123V202H121ZM144 201V202H143ZM156 201V202H155ZM201 201V202H202ZM57 202V203H56ZM58 202H61L60 204H58ZM64 203V205H63V203ZM82 202H84V204L82 203ZM96 202V203H95ZM124 202H126V203H124ZM137 202V203H136ZM140 202H142V203H140ZM146 202H148V204H149V206L148 205H146L147 203ZM158 202V203H157ZM4 202H1L0 203V206H2V204H3ZM23 203V204H22ZM70 203V204H69ZM74 203H76V204H74ZM79 203V204H78ZM82 203V204H81ZM98 203V204H97ZM108 203V204H107ZM111 203H113L112 204V206H110V204ZM117 203H119V205H117ZM127 203H128V205H127ZM133 203V204H132ZM155 205V206H153V204ZM159 203H160V205H159ZM165 203L167 204V206H165ZM171 203H173V204H171ZM182 205H181V204ZM184 203V204H183ZM89 204H90V206H89ZM92 204H93V206H92ZM105 204V205H104ZM116 204V205H115ZM122 204V205H121ZM125 204V205H124ZM130 204L131 205H133V206H130ZM139 204V205H138ZM143 205V206H141V205ZM151 204V205H150ZM164 204V205H163ZM16 205V206H15ZM95 205H96V207H95ZM108 205H109V207H108ZM135 205V206H134ZM163 205V206H162ZM59 206H61V207H59ZM66 207V209H65V207ZM82 207V208H84V209H82V208H79V207ZM119 206H122V208L121 207H119ZM123 206H124V208H123ZM129 206H130V209H129ZM139 206H141L142 207V209L143 210H141V211H139L140 210V208L141 207H139ZM145 206H147V207H145ZM155 208V211H153V207ZM158 206V207H157ZM173 206V207H174ZM42 209H41V208ZM50 207V208H49ZM68 207L70 208L69 209V211H68ZM93 207H94V209H93ZM132 207V208H131ZM134 207V208H133ZM157 207V208H156ZM20 208V209H19ZM36 208H39L40 210H45V212H40V210L38 209V211L40 212L39 213V215H38V212H36L35 214L36 215H33V213L31 214L30 212L28 213V211L29 210H27V209H30V210H34V209H36ZM49 209L50 211H49V213H48V210L47 209ZM59 208H62L61 209V211H60V209ZM76 208H78V211H77V209ZM90 208H92L93 209V211H92V209H90ZM99 208V209H98ZM104 208H106L107 209V211H105V212H107V213H109V214H113L112 216H110V217H113V218H111L110 219V217L108 216V218L107 219H105L104 221H102V222H100L101 223V225L99 224V223H97V224H99L100 226L98 227V225H96V224H92L91 222H93L95 219L93 218V217H95L96 218V211L98 210H103ZM114 208V209H113ZM119 208V209H118ZM172 208V207H171ZM7 209V210H6ZM82 209V210H81ZM89 209L91 210V212H89ZM105 209V210H106ZM125 209L126 210H128V212L127 211H125ZM133 209V210H132ZM15 210V211H14ZM80 210V211H79ZM86 210V211H85ZM88 210V211H87ZM94 210H96V211H94ZM117 211V212H113V211ZM120 210H121V212L122 213H119L120 212ZM131 210V211H130ZM137 210V212H136V214H135V211ZM5 211V212H4ZM67 211V212H66ZM84 211V212H83ZM109 211V212H108ZM124 211V212H123ZM134 213H133V212ZM13 214H12V213ZM16 212V213H15ZM26 212V213H25ZM76 213V214H73V213ZM79 212V213H78ZM81 212V213H80ZM82 212H83V214H82ZM87 212H89V213H87ZM94 212V213H93ZM127 214H126V213ZM132 212V213H131ZM142 212V213H143ZM154 212V213H153ZM24 213V214H23ZM45 215H44V214ZM47 213V214H46ZM85 213H87V215L85 214ZM139 213V214H138ZM30 216V217H32V216H34V217H32V218H30V217H28L27 218V216L28 215ZM43 214V215H42ZM62 214V215H61ZM64 214V215H63ZM81 214V215H80ZM85 214V215H84ZM117 214V215H116ZM120 215V218H119V215ZM123 214V215H122ZM128 215V214H130L131 216H126V215ZM136 215L135 217H134V215ZM25 215H27L26 217H25ZM37 215H38V217H37ZM55 215V216H54ZM78 215V216H77ZM80 215V216H79ZM84 215V216H83ZM90 215V216H89ZM93 215V216H92ZM95 215V216H94ZM139 215V216H140ZM15 216H16V218H15ZM36 216V217H35ZM42 216V217H41ZM44 216V217H43ZM51 216H52V219H51ZM53 216H54V218H53ZM72 216L74 217V218H72ZM75 216H77L76 218H75ZM11 217V218H10ZM18 217V218H17ZM23 217H25V220H36L37 218V220H41V219H43V220H45L46 218L48 219V223L46 222L47 220H45V222H44V224H45V226H44V224H42L40 227L38 226V228L36 227V225L34 224V231H30V230H33L32 229V226H28L27 228L29 229V231L28 230H26V226H24V224H22V226L19 224V222L20 223H24V218ZM46 217V218H45ZM57 217V218H56ZM78 217H80V218H78ZM82 217H85V218H82ZM127 217H129V220H128V218ZM27 218V219H26ZM41 218V219H40ZM45 218V219H44ZM86 218H88V219H86ZM116 218H118V220L119 221H117V220H115ZM123 218V219H122ZM13 219V220H12ZM23 219V220H22ZM56 219V220H55ZM61 219V220H60ZM70 219H71V221H70ZM74 219V220H73ZM76 219V220H75ZM79 219H80V221H82V223L84 222V227L82 226V223L80 224V227H78V228H74V229H71V230H69V232L68 231H66L67 232V235H66V232L64 231L62 234L63 235H61V237H62V241H61V244H62V242H63V244L61 245L60 244V247H56V249L58 250H56L57 252L55 253L56 254V256L54 255V254H52L50 257L49 256H46V259L48 260V258H49V260L47 261L44 257V259L46 260H44L42 257H38V253H36L37 252V250H35V244H37V243H34L36 240H37V242L40 240V241H42V239L41 238H43V240H44V238H47V237H49L50 235H53L54 233H55V231H56V229L59 231L60 229H58L59 228V226H62V224L64 223V224H68V223H70V222H77V223H79L80 221H79ZM84 219V220H83ZM89 219H91V221L89 220ZM114 219V220H113ZM125 219H127V221L125 220ZM15 220V221H14ZM54 221V222H49V221ZM59 220V223L57 222ZM73 220V221H72ZM124 220V221H123ZM4 221V222H3ZM21 221H23V222H21ZM67 221H69V222H67ZM87 223H86V222ZM88 221H89V224H88ZM110 221V222H109ZM117 221V222H116ZM121 221L122 222H124V223H121ZM16 222H17V226H16ZM56 222L58 223V225H56V226H54L53 224L55 223L56 224ZM63 222V223H62ZM67 222V223H66ZM105 224H107V225H110L111 224V222H112V224L110 225V226H108V227H110L111 228V226L112 225H114V226H112V228H111V230H110V228H109V230L107 231V225H105ZM15 223V226H13V224ZM109 223V224H108ZM114 223V224H113ZM119 223V224H118ZM9 224V225H8ZM51 224V226L53 225L54 226V230H52V227L51 226H49ZM63 224V225H64ZM6 225V226H5ZM11 225L14 227V228H12V230H11ZM89 225V226H88ZM92 225V226H91ZM115 225H116V227H115ZM19 226H21V227H19ZM25 227V228H23V229H21L22 227ZM46 226H47V229H46ZM49 226V227H48ZM58 226V227H57ZM104 226V227H103ZM11 230V232H10V230L8 229V228ZM17 227V228H16ZM30 227V228H29ZM35 227H36V229L38 230H36L35 229ZM50 227H51V230L52 231H50ZM57 227V228H56ZM89 227V228H88ZM91 227V228H90ZM95 227H97V230H96V228ZM114 227V228H113ZM43 228V229H42ZM44 228L47 230V232H46V230H45V232H44ZM49 228V229H48ZM56 228V229H55ZM82 228V229H81ZM92 228H95V231H93V229ZM104 228L106 229V233H105V230H104ZM117 228V229H116ZM14 229H15V232H14ZM20 231H19V230ZM40 229V230H39ZM77 229V230H76ZM87 229V230H86ZM89 229H92V230H89ZM113 229V230H112ZM114 229H115V231L116 230H118V233H116L115 231H114ZM119 229L121 230V231H119ZM7 230V232H5ZM8 230H9V232H8ZM22 230V231H21ZM50 231V233H49V231ZM76 230V231H75ZM85 230V231H84ZM12 231H13V233H12ZM17 231V232H16ZM19 231V232H18ZM71 231V232H70ZM74 231V232H73ZM83 231V232H82ZM87 231V232H86ZM93 232V233H89V232ZM113 231V232H112ZM2 232H4V234L2 233ZM29 232V233H28ZM30 232H34V233H30ZM36 232H38V234L36 233ZM74 234H73V233ZM76 232V233H75ZM87 233V234H84V233ZM110 232H111V235H110ZM8 233V234H7ZM22 233V234H21ZM38 235V236H36V234ZM39 233H41V234H39ZM44 233V234H43ZM47 233H49L50 235L48 236V234ZM52 233V234H51ZM72 233V234H71ZM80 233V234H79ZM113 233V234H112ZM3 234V235H2ZM27 234H29V235H27ZM80 236H82V237H80ZM89 234V235H88ZM92 234V235H91ZM105 234H107V236L105 235ZM124 234V233H123ZM5 235V236H4ZM20 235V236H19ZM21 235H23L24 236V238H23V236H21ZM25 235L26 236H28V237H25ZM35 235V236H34ZM42 235V236H41ZM46 235V236H45ZM68 235H70L69 237H68ZM84 235V236H83ZM105 235V236H104ZM108 235H110L109 237H108ZM30 236V237H29ZM41 236V237H40ZM66 236H67V238H66ZM73 236V237H74ZM32 237H34V240H31L32 239ZM39 237H40V239H39ZM6 238V239H5ZM12 238V239H13ZM38 238V239H37ZM11 239V240H12ZM4 241V242H3ZM29 243H28V242ZM39 241V242H40ZM24 242V241H23ZM33 242V243H32ZM92 242H95V241H92ZM27 243V244H26ZM89 243V242H88ZM2 245V246H1ZM33 245H35V246H33ZM25 246H26V248H25ZM31 246H33L32 248H31ZM24 247V248H23ZM30 247V248H29ZM31 249V251H29V249ZM24 249V250H23ZM36 249H37V247H36ZM80 249V248H79ZM16 250H18V251H16ZM29 251L28 253H30V255L26 252L25 253V256H27V258L25 257L24 258V253L22 252V251ZM34 250V251H33ZM78 250V249H77ZM21 251V252H20ZM35 253V254H37V255H35L33 252ZM59 251H60V253H59ZM61 251L63 252V253H61ZM15 253V254H14ZM18 253H19V255H18ZM21 253H23V255L21 254ZM67 253H69V254H67ZM17 254V255H16ZM20 254H21V256H23V257H21L20 256ZM63 256H62V255ZM16 255V256H15ZM34 255V256H33ZM54 255V256H53ZM68 257H67V256ZM17 256H19V258L17 257ZM28 256H29V258H28ZM31 256V257H30ZM37 256V257H36ZM57 256H61L60 258H59V260L58 259H56V257ZM16 257V258H15ZM63 257V258H62ZM70 257V258H71ZM17 258H18V260L20 259V258H23L24 260L23 261H21V259H20V261H16L17 260ZM33 260H32V259ZM38 258V259H37ZM40 258H42V259H40ZM58 258V257H57ZM11 261H10V260ZM14 259H15V263H14ZM32 261H31V260ZM51 259V260H50ZM28 260V261H27ZM24 261H25V263H24ZM29 261H30V263H29ZM37 261V262H36ZM20 262V263H19ZM26 262H28V263H26ZM43 262H45V263H43ZM53 262V263H52ZM10 263V264H11Z\"/></svg>",
  "mask_w": 264,
  "mask_h": 264
}]
</instances>
